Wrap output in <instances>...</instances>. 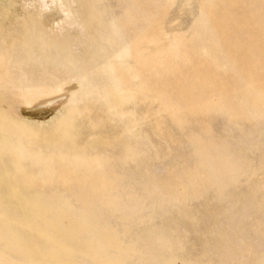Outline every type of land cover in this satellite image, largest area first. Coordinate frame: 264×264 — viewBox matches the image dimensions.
<instances>
[{"label":"bare ground","instance_id":"6f19581e","mask_svg":"<svg viewBox=\"0 0 264 264\" xmlns=\"http://www.w3.org/2000/svg\"><path fill=\"white\" fill-rule=\"evenodd\" d=\"M13 1L14 0H0V241L2 242L1 244H3V245L0 246V264H264V243L262 241H258L256 238H250V239L247 238L246 240L245 239L243 240V238H244L243 236L247 235V232H248L249 229L248 230L246 229L247 232L244 231V229H242V227H243L242 224H239V223H240L241 219L246 221V219L249 217V216H247L248 213H249V210H251V207H253V206H250L248 203L243 202V198H241V196H240L243 192L240 193V195H238V193H237V195H238L237 198L240 197V199H242V202L240 203L239 202L240 200L236 201V202H239V205L236 204L239 207L237 208L236 206H234V207H236V212L234 211V214L232 215L233 217L231 218V221L232 220L233 221L232 222H230V221L228 222V219L226 220V218H224L225 219V221H224L223 217H225V216L226 217H230L229 215H225V216L223 215V216H221L222 218L220 217L221 221L223 219V221H222L223 224L221 222H219L221 224V227L223 226L227 230L225 229L224 232H221V230H223V227L219 228L220 226L216 225L217 228H219V230H217V231L221 232V234L220 233L219 234H220V237H222V239H221L220 244H219L220 240L217 239V241H215V243L217 242L219 244V246L217 244H215L216 248L212 249V250L210 249L211 252L209 251V254L212 253V256L213 255L215 256V259H214V257L212 258V261L215 260V262L214 263H210L209 262L210 260H208V258H207V262H205L206 258H204L203 255L204 254L207 255L206 252H204L202 254L203 257L200 256V260H202V258H203L205 261L204 260H202V261L197 260V258H195L196 259L195 260L194 256H193L194 253H190V254H193L192 256H193L194 260L191 258V256H190V258L189 257L181 258L182 256L180 257V255L178 253L182 252V250L186 251V250H184V247L187 248L186 246H187L188 243L186 242L187 243L186 246H184L185 245L184 243H183V245H179L180 248H179V252H178L177 248H175L178 244L177 245L174 244L175 240L173 242L171 241V239L173 238V237L172 238L170 237V235H173L172 232H171L170 235H168L169 238H165V239H161V238H163L162 237L163 234H161V233L158 234V232H157V231L161 230V227L162 228L165 227V226L168 227V225H163L162 221L160 222L161 225L157 224V226L155 225L154 222H153V224L155 226L154 225L151 226L149 224V222L152 219L151 216L153 214L155 215L154 211H156V209L160 206L158 204L160 199L159 200L155 199L157 201L156 206H155V204H153V202H155L154 201V195H156V198H159V196L157 197V195L160 193V196H161L162 193L160 192V190L162 188L160 187L161 185H159L160 189H158V186H157L158 183L157 182H156V185H153V184L150 185L151 183L148 184L151 181L150 177L152 179L153 175L152 176H150V175L148 176L147 171H146V174H144L145 172H144L143 169H145V167L142 169V166H141L142 164H139L140 162L138 163V165H140L141 169L143 170L142 174H141L142 170H140V171L139 170H135V171H137L136 172L137 174H138V171H139V175L141 174V175H143L146 178V179H144V184L146 183V185L141 183L142 180L139 179V182L141 184L139 185L137 183L136 188L138 186H143V185L147 187V188L145 187L146 193L149 194L148 196L151 197V199L153 198V201H152L153 205L149 204L150 207H151L150 210H152L151 213H153V214L148 216L149 214L147 212L148 215L146 217L143 216V215L142 216L140 215L141 212L143 210H145V208H147L149 206L148 202H147L148 206L144 205L145 203H144V201H142L144 199L143 196H142L143 199L142 198H140V199L138 198L139 195L141 196L142 192H143V194H145L144 191H143L144 190V188H143L144 186L142 187L143 190L140 189V190H142L141 194L139 192L140 190L139 189L137 190L136 193L139 192L138 193L139 195L135 194V193L134 194L133 193L130 194V192H129L130 189L128 191V188H131V186L134 185V183H136L138 181L137 180L134 183H130V181H131V180L129 181L130 176L131 175L133 176L134 172H130V174H131L130 175L128 168H126V167L130 166V165L127 166L128 165V164H126L127 161H129L130 164L133 163L132 161H135L134 159L132 161L129 160V158H131L130 157L131 154L135 153L136 151L138 152L137 149L134 152L133 148H135V147L138 148L139 145H140V144H137V146L132 147V150L129 151L130 150L129 148H131V147H129V145H131V144L133 145L134 144V139L133 138H132L133 140L129 139V137H132V135L129 134L130 136L126 137V138H128L130 140L129 143H131L128 146L126 145L127 144V141H126L127 139H125V138H124V140L121 139L122 143H123V141L126 142V144L123 143L125 145L121 144L120 143L121 141H119V142L117 141L118 138H119L118 136H120L122 133L125 132L124 136H127L126 135V132H127L126 129H124L125 131H123L120 135H118V134H117V136L113 135V136H115L117 138L116 139V138L113 137L117 141V144L119 143V144H121L123 146H121L122 147L121 150H119V151L117 150L118 152H120V153H118L119 154L118 157L115 155L114 158H113V154L112 155L110 154L111 157L110 156L108 157V155H109V153H108L107 154V158H108V160L110 158L114 159V161H112V163L116 162V159H117V161L118 160L121 161V164H119L120 162H117L119 165H121V168H116V170L119 169V171H115L114 170L115 167H111L110 166V165H112V163L110 164V163L107 162V160L105 159V155L101 156L99 153H97V152H99L98 148H94V149H97V152L94 153V154L91 153L90 151L89 152L87 151V150H90V148H92L90 146L92 145L93 142H89L88 143V141L85 140L84 141L85 144L83 143L82 145H79L80 141L77 142L76 138L77 137H79V139L81 138L79 136L80 132L79 131L77 132V129H78L77 128V119H79V117H81L84 114L83 112L85 110H88V108L90 110V107H91L90 104L91 103H92V105L95 104V103H93L94 101L92 102V100H93L94 97L96 98V95H97L96 93H99V94L103 93L101 95H102L103 99H105V100H104L103 104L99 102V104H100L99 107L101 109H99V107H97V109H99L100 112L103 109V111L105 113H106V111H107V113H111L113 109L117 110L118 113H120L119 111H121L124 108H126V106L123 105L124 108H121V107L117 108V106H120V104L126 103V101L130 97L129 96L130 95V91H131L130 64L132 62L130 60V63H129V59H131L130 57L133 55L132 54L133 53L132 52L133 47L131 45L130 39H134L135 37L129 39V35H131V34H129V32H128V34H126L127 31L125 32L124 31L125 29H123L121 27V24H119L120 21L117 22L116 17H114L116 15L113 16V13L111 12L112 14L109 13V14H107V17H106V14L103 13V11L106 8L103 9L102 6H99L102 9L101 10H99V9L97 10L96 9L97 6H94L95 5L94 4L95 0H86L87 2L84 1V0H36V3L38 4V8H35V10H33V11H26L27 7H25L26 9L23 8L20 11L12 9L13 8L12 7L13 6ZM108 1H111V0H108ZM126 1H124V2H126ZM135 1H132V4H134ZM148 1L149 0H144V2L139 1V2H142L144 4L142 6L146 10H149V8H151L149 6H152L151 4H153L152 1L155 2L156 0H151L150 3L147 4ZM163 1L161 3H164ZM201 1L203 2L204 7L206 9L205 11L203 10L204 12L202 14L203 15L202 18L203 17L204 18L203 19L201 18V19L204 20V21L205 20L208 21V20H210L209 19L210 17H213V16L216 15V13L214 15L216 2L214 4L212 0H201ZM229 1L233 2V0L232 1L229 0ZM103 2H104V0H103ZM128 2L131 3V0H129ZM218 2H220L218 4H221L222 6H224L223 4L228 3V0H226V1L219 0ZM236 2H237V0H236ZM241 2L243 3V1H241ZM241 2H240V5H236L238 3H235V6H239L240 10H241V7L244 8V6H241L242 5ZM262 2L264 3V0H262L260 2H259V0L258 1H253V3H252L253 5L252 4L251 5L252 6L255 5L257 7L258 3H260V6H263V8H264V5H262L263 4ZM48 3L53 5V6H56V8L58 9L57 13L59 14V12H61V15L63 16L62 17L59 14L60 15L59 16L60 23L58 22L56 24L57 25L60 24V25H58L59 27H58V29H56L57 31H54V32L50 31L47 28V25H49V24H46L47 23V20H46L47 17L46 16L48 14H45L44 12L46 10H48V9H46L49 6ZM73 3H75V8H71L70 7V4L73 5ZM96 3H97V1H96ZM122 3H123V1H122ZM119 4H117L118 7L115 6L114 9L117 10V9H119L122 6L120 4L121 6L119 7ZM125 4H127V2ZM125 4L123 5V7L125 6ZM129 4H127V5L129 6ZM132 4H130V5H131V7L133 6L132 9H134L135 5H132ZM231 4L232 3H230V6H231ZM103 5L105 6V4H103ZM145 5L146 6L149 5L148 9L146 8ZM154 5L155 6L156 5L159 6L160 5L159 0H157ZM225 5H226L225 9H227V12L228 11L230 12V10H228V8L229 9H231V8L229 6L227 7V4H225ZM246 5H248L247 2L245 3V6ZM128 6H126V7H128ZM155 6H153V10L150 9L151 13L155 10L153 12L155 14V12L157 11ZM85 7H87L88 10H86ZM123 7H122V9H123ZM247 7H249V6H247ZM125 8H124V11L122 9L119 10L120 11L119 14L117 12L116 13L118 15H120V16L121 15L123 16V14H121V13H122V11L124 12V14L126 13L125 11H126L127 8L126 9ZM138 8H140L139 5L137 6V9ZM237 8L238 7H236L235 10ZM111 9H110V11H111ZM128 9H130V6L128 7ZM158 9H161V8L158 7ZM239 9H237L236 11L232 10V12L234 14L236 12V14L238 13V15H239V13H241L242 17L239 15L240 16L239 19L241 18L240 22H242L243 21L242 18L247 13H245V15H244L243 14V10L240 11ZM245 9H247V8L245 7ZM258 9L261 11L260 8H258ZM166 10H167V6H166ZM250 10L254 11L252 9H250ZM257 10L252 12V14H254ZM142 11H144V10L142 9L140 12H142ZM247 11L251 14V12L249 10H247ZM263 11H264V9H263ZM104 12L107 13L108 11H104ZM129 13L130 12H127V14H126L127 16L126 15L125 16L126 17H128V16L132 17L130 14H133V12H131L130 14ZM137 13H138V11H137ZM139 13H138V15H139ZM260 13L262 14L263 12H260ZM102 14H104V15H102ZM144 14H141V15H144ZM217 14H218V12H217ZM234 14H232V16ZM258 14H256L257 15L256 17H258ZM141 15L136 16V17L134 16L135 17L134 20L135 21H137L138 19L141 20V18L145 16L144 15V16L141 17ZM147 15L150 17V14H147ZM157 15H158V13H157ZM102 16L104 18L106 17L109 20V22L108 23H104V21L101 20ZM125 16H123V18ZM217 16H219V15H217ZM229 16H230V14H229ZM232 16H230V17H232ZM261 16H259V18H261V19H259V18H255V19L263 21V22L262 21L260 22V24H262V25H259V26H261L260 27L261 30H259V32L261 31L260 33H262V35H263V33H264V20L262 18H264V13H263V17H261ZM137 17H139V18L136 20ZM230 17H228L226 19H228V21H232L231 19L229 20ZM246 17H248V15H246ZM251 17H252V15H251ZM253 17H255V15H253ZM253 17H252V19H254ZM123 18L121 17L119 19H123ZM144 18H146V17H144ZM160 18L161 17L159 16V19ZM218 18H216V19L218 20ZM221 18H222V16H221ZM237 18H238V16H237ZM107 19L105 21H107ZM130 19L127 20V18H126L127 22L130 23L132 21V19L131 20ZM163 19H164V17H163ZM247 19H248V22H249L250 18H247ZM252 19L249 22L251 25H252V23H251ZM124 20L125 19L121 20V22H123ZM134 20L132 22L135 23ZM244 20H245V17H244ZM194 21H196V20H194ZM211 21H212V19H211ZM223 21H224V19H223ZM142 22L140 24L138 22V24H139L138 27L139 28L138 29L135 28V29L138 31L137 34L141 33L140 35L144 36V34L146 33V31L144 30L145 29L144 27L145 26L147 27L148 25H146L145 23H142ZM212 22L214 23V21H212ZM257 22L259 23V21H257ZM257 22L256 23L253 22V23L257 24ZM148 23L149 24L152 23V20L150 22L148 21ZM213 23L212 24L210 23L211 25L209 24V27L214 25ZM230 23L231 22H229V24ZM125 24H126V22H125ZM125 24H122V25H125ZM220 24H222V23H219V25ZM223 24L225 25L226 22L224 21ZM73 25H75L77 27V30H74L76 32H74V34H73L74 38H75L73 40H75V42L72 41V39H71L72 37L70 36V30H72ZM130 25L132 26V24H129V26ZM227 25L228 24H226V26ZM235 25H238V24H235ZM240 25H241V23H240ZM243 25H245V24H243ZM251 25H249V26H251ZM253 25H252V27H253ZM129 26L127 25L124 28H126V30L131 31L134 28V26H133V28H131ZM152 26H154V25H152ZM216 26H218V24ZM249 26L247 25V29H245V28L243 29V32H245L244 30H246L247 33H248V35L246 36V39H243V36L241 38H239V34H238L237 38H239V39H236V37H235L236 41L237 40H244V43H245V40H247L249 42L251 41L252 43L256 42V41L253 42L251 40L252 37L250 39H248V38H249V36L255 34V31H258V30H257V28L255 30V28L253 27L254 29L253 28L252 29L255 30V31L254 32H250L252 29H250V28L248 29ZM256 26L259 27L258 24ZM55 27H56V25H55ZM127 27L129 29H127ZM205 27H208V26L205 25L203 27L206 30V32H207V29ZM220 27H218V28L221 30V35H223V37L226 38L225 35L227 34L228 30L221 29ZM74 29H76V28H74ZM191 29L193 30V27H191ZM219 29H215V30H218L216 32H220ZM151 30H152V28H151ZM195 30L196 29H194V31ZM236 30H238V29H236ZM156 31H157V28H156ZM202 31L203 30H201V32ZM204 31H203V33L206 34V32H204ZM222 31H223V33H224V31H226L225 35L222 34ZM232 31H234V30H231V32ZM148 33H150V32H148ZM250 33H251V35H249ZM256 33L258 34V32H256ZM260 33L258 35L255 34L256 37L260 36L259 39L262 38ZM132 34H133V32H132ZM235 34H237V31L235 33H233L232 35H235ZM136 35H134V36H136ZM192 35H191V37H192ZM211 35H210V37H206L207 38V42L208 43H212L214 41V43H215L216 42L214 40L215 38L211 37ZM232 35L230 33H228L227 38L229 36H232ZM215 36H217V35H215ZM144 37H143V39H144ZM223 37H220V43L221 42L229 43L228 41L231 40L230 41L231 42L230 45H232V48L234 49V51H237V50H235V46H233V44H232V42H233L232 40L233 39H228V41H227V39H225L224 41H222L221 38H223ZM256 37L254 36L252 39L256 40ZM186 38H185V40H186ZM128 39H129V41H128ZM164 39L166 41V38H164ZM263 40L264 39L260 40L262 42H260V41L259 42L263 44L264 43ZM148 41H151V40L148 39ZM247 41H246V44H247ZM204 42H201V43H204ZM227 43H225V45ZM240 43H242V42L240 41ZM257 43H258V41H257ZM193 44L198 45L196 42H193ZM193 44H191V46ZM246 44L244 46H248V44L247 45ZM255 44H253V45L251 44L252 46H250V47H251V50H252V47H253L252 51L257 50L256 53H254L255 51L254 52L249 51V52L253 53V55H252L253 57L248 53L249 56L252 57L251 60L253 59V61H251V62H250V57H249V59H247L248 55L246 57V53H247L246 52V50H247L246 48H249V47H244L245 56H243L244 53L241 51V49L240 50L238 49L239 50L238 52L241 51L243 53L242 55H239L240 58L246 57L245 59L248 60V61H243L242 64H241V65H243V68L246 67L245 70H243L244 71L243 72L244 75H245V72L250 71L251 69L253 70V71L251 70V72H249V73L248 72L246 73V74H248V79H245V80H247V82H244L246 84L242 83V85L243 84L247 85V84H250V83L252 85H255V86H253L252 90L250 89L251 93H249V92H247V93L246 92H242L241 93L242 89L244 90V85L242 86L243 88L241 87L242 89L239 87V89H240V92L238 93L239 95L235 94V93H237L239 91L238 88L235 87V89L237 91L234 93L235 95L234 94L233 95L238 97V101H241V103L239 102L240 103V105H239L240 107H238V105H237V106H235L236 108H234V109L231 108L230 109V107H229L230 105H228V103L229 102L231 103L232 99L235 98V97L232 98L233 95L226 94V93L229 92V87H228V85L225 86V84H224V86L226 87V90L224 89V91L222 93L221 92L220 93H221V95L222 94H225V96L227 95L226 98L224 97V99H223L222 98L223 96L221 97L220 93H218L216 91L219 94V96H220L218 98V100H220V98H221V101L224 102V103H221L222 105L221 104L217 105L218 103H216V104L214 103V105L216 106L214 109H213L212 106L209 107L208 106V102H209L208 100H210L209 98H213L215 95H213V94L208 95L207 91H206V94H207L206 95V94H204V91H203V94L206 95V97L209 96V98H208V100H206V98L203 99L201 97V99L199 100L200 101L199 103L202 102L204 104V106L202 105L203 107H201L202 108L201 111H200V108H199V112H198V110L195 111L193 109L194 110L193 114L195 112H198L201 115V114H205V113H200V112H207V111L211 110L212 113L209 112V114H207L208 116H210L211 114L214 115V112L217 111L219 113L222 112L221 113L222 116H223L224 112L228 113V114H230L232 116H234L235 114L238 113V115L239 114L241 115L239 117H241L243 119L244 116H245L244 114H248L247 116H249V114H250L249 111H252L250 116H252L253 122H254L256 120L255 117L256 116L258 117L257 111L259 110L261 113H263L262 116L264 117L263 108L260 110V108L262 106H264V105H260L261 101L264 100V94H263L264 92H261L262 90H264V89L261 88V86H263L262 84H264L262 82V81H264L263 80L264 79V60L263 61L262 60H258L260 58V55L261 56L264 55L263 54L264 53L263 52L264 48H260V46H259V48L262 50V52H261L258 49V46H257L259 43L256 44V46H254ZM156 45H157V43H156ZM205 45H206V42H205ZM212 45H214V44L212 43ZM225 45L223 46V47H225L224 49H223V47L221 48V45H220L221 50L223 49L222 51H224L226 49ZM188 46L186 47L187 49L189 48ZM207 46H208V44H207ZM237 46L238 45H236V47ZM145 47H146V45H145ZM158 47H159V45H158ZM199 47H201V45ZM256 47H257V49H256ZM261 47H263V46L261 45ZM197 49H199V48H197ZM207 49H208V52H209V48H207ZM233 49L231 51H233ZM183 50H184V48H183ZM226 50H228V49H226ZM145 51H147V50H145ZM191 51H192V48H191ZM200 51L204 52L206 50L204 49V51H203L202 48H201ZM200 51L197 50L196 52L199 53ZM228 51H229V53H227V52L226 53L231 56L230 50H228ZM174 52H176V51H174ZM257 52L260 53V54H257ZM193 53H195V52H193ZM207 53H205V54H207ZM217 53H219V51ZM232 54H234L233 58L239 57L238 55H236V53H232ZM256 54H257L256 58L259 56L258 59H256L255 56H254ZM195 55H196V53H195ZM224 55H226V54H224ZM224 55H222V56H224ZM197 56L199 57V54ZM222 56H219V57H222ZM147 57H149V56H147ZM147 57L145 56V53L141 52L140 50H138V52L135 53V60H136V62H140L141 67H143L146 64ZM192 57H190V58L192 59ZM203 57H204V55H203ZM207 57H208V54H207ZM207 57H206L205 61H204V58H203V62H206V60L208 59ZM224 57H226V56H224ZM181 58L183 59L182 56H181ZM150 59L154 60L153 58H150ZM194 59H195V57H194ZM194 59L191 62V64L196 62L195 60H197V58L195 60ZM211 59H214V58H211ZM211 59H209V61L207 60V62H210ZM215 59L213 60L214 63L211 61V63H210L211 65H209L210 67H213L212 65L215 64ZM188 60H190V59H188ZM226 60L228 61V57H227ZM238 60H236V61H238ZM199 61L201 62V60H199ZM199 61L197 60V62H199ZM217 61H218V59H216V62ZM225 61L222 63L223 65H225L224 64ZM236 61H235V64H237L239 62L238 61L236 63ZM176 62H177V60H176ZM176 62L175 63L173 62V63L176 65V64H178ZM233 62H231V64H233ZM180 63H179L178 67H180ZM247 63H248V66H250V67L244 66V65H247ZM251 63L254 64V66L250 65ZM202 64L201 65L199 64V65L202 67ZM217 64H219V61L214 65L215 67H217V69H223L224 67H226L225 69L227 71L229 69V71H230L229 67L231 65L230 66L228 65L229 67L227 69V66L223 67V65H221V64L217 66ZM169 65H170V63H169ZM195 65L197 66L198 63H196ZM193 66H194V64H193ZM207 66L208 65H206V67ZM219 66H222L223 68L219 67ZM235 66H233V67L231 66V67L234 68V69L236 68V70L233 69L235 71V73H236L237 66H239V63L237 64L236 67ZM215 67L210 68L208 73H210L211 69H214ZM241 67H240V69H241ZM255 67L260 68V70H258V68L256 70ZM188 68H189V66H188ZM200 68H198V71H199L200 75H197L199 77H201L200 71H202V69L200 70ZM232 68H231V70H232ZM157 69H155V70H157ZM190 69H192V68L190 67ZM206 69L207 68H205V70H204L205 72H206ZM174 70L175 69H173L172 71H174ZM214 70H213V72H214ZM152 71H154V70L152 69ZM183 71H185V70L183 69ZM186 71H187V69H186ZM193 71H191V72H193ZM219 71L215 70L214 74L216 75L217 73H220V75L219 74L218 75H219V77H221L222 72H221V70H219ZM163 72H162V74H164ZM174 72H170V73L173 74ZM213 72L211 73V75H208V73L205 74L202 71V74L204 73L203 75L205 76V79H203V78L201 79V78H197L196 77V79H194L193 82L191 83L192 86L197 85V86H199L201 88V90H202V88L204 86V87L210 89V92L208 91V93L214 92L217 88L214 89V87H212V85L216 86L215 83L216 84H217V82L219 83V81H218L219 77L215 76L214 80H215V78H218V80L216 79V81H214V80L211 81V79L214 76V75L212 76ZM259 72L262 73L263 78L260 75H258V74H260ZM148 73H150V72H148ZM238 73L239 72H237V75H238ZM225 74H227L226 71H225ZM230 74H233V72L230 73ZM207 75L209 77H212V78H210V80H209ZM237 75L234 74V77H236ZM174 76H173V78L169 79V81L172 80V79L173 80L175 79V81H173V84H174V82H177L176 81V77L174 78ZM181 76H182V74H181ZM230 76H231L230 78L233 79L232 75H230ZM241 76H243V75L241 74ZM257 76H258L259 79L257 78ZM142 77H143V74H142ZM163 77H164V75H163ZM168 77H170V76H168ZM187 77L188 76H186V78ZM226 78L228 79L229 76L226 77ZM254 78H255V80H254ZM231 79H229V80H231ZM235 79L237 80L238 78H235ZM261 79H262V81H261ZM186 80H185L186 84H187V82L191 81V79H190V81H186ZM220 80H221V82H220L221 84H223L226 81L223 77H221ZM256 80H257V82L261 81L260 82L261 84L260 83L258 84L256 82ZM166 81L168 82V79ZM222 81H223V83H222ZM248 81H249V83H248ZM136 82L139 83V81H136ZM210 82H213V83L215 82V83L212 84ZM227 82H228V80H227ZM227 82H225V83H227ZM252 82H255V84L252 83ZM169 83H168V85H169ZM232 83H234V81H232ZM180 84H182V83H180ZM184 84H182V85H184ZM221 84H218V86L221 85ZM230 84H231V82H230ZM236 84H238V83H236ZM256 84L260 85V86L257 87ZM136 85H137V83L135 84V87H136ZM140 85H142V83H140ZM182 85L178 89L181 88V90H182L185 87V86H183V88H182ZM238 85H240V84H238ZM164 86L165 85H163L162 88ZM169 86H173V85H169ZM189 86L190 85H188V87ZM227 87H228V89H227ZM254 87L255 88L257 87L259 90L255 89ZM194 88H196V87H194ZM263 88H264V86H263ZM171 89H175V88L173 87ZM190 89H191V86H190ZM213 89H214V91H213ZM231 89L233 90L234 88L231 87ZM196 90H195V92L199 93L198 92V87H197ZM211 90H212V92H211ZM221 90H218V91H221ZM247 90L249 91V88ZM158 91H160V90H158ZM133 92H135L136 95L139 93L137 90H133ZM167 92H168V88H167ZM188 92H186V93L188 94ZM155 93H156V91H155ZM174 93H175V91H174ZM240 93L242 94V98L240 97L241 96ZM176 94H178V93H176ZM180 94H185V93L182 90V92H179V97H180ZM191 94H193V93H191ZM104 95H106V98H104ZM145 95H148V97L150 99L151 95L149 96V94H146V92H145ZM195 95H196V93H195ZM172 96H173V94H172ZM191 96L192 95L189 96L190 98L187 97V101H188V98L191 99ZM216 96H218V95L216 94ZM229 96L232 99L231 98L228 99ZM62 97H63V100H61ZM140 97H141V95H140ZM239 97L241 99H243V100H239ZM58 98H60V100L62 101L60 104L66 107L65 111H64L65 114L63 115V117L59 116L60 119L58 121L53 122L52 120H54L55 118H53L52 115H50V114H52L51 112H52L53 109H51V107L49 108L48 106H49L50 103L54 102ZM64 98H65V100H64ZM143 98H144V96H143ZM147 98H145V100ZM153 98L155 99L157 97H152V101H153ZM194 98H195V96H194ZM103 99H101V100H103ZM136 99H138V97ZM159 99H160V97L157 98V100H159ZM185 99H186V97H185ZM225 99H228V100H231V101L227 102V100H225ZM90 100H91V103H89L90 106H86L87 108H85V106H84V108H85L84 110L81 109V108H83V106L81 104H80L81 108H80V105L79 106L77 105L79 101L87 103L88 101L90 102ZM133 100H135V99H133ZM139 100H140V98L138 99V101ZM176 100H178V102H179V98L176 99ZM236 100H237V98H236ZM236 100H233V102L235 101L236 102L235 104H238L237 103L238 101H236ZM132 101H131V104L133 103ZM161 101L163 102V100H161ZM97 102H98V100H97ZM97 102H96V105H97ZM145 102H148V101L146 100ZM127 103H128V101H127ZM164 103H165V105L164 104L163 105L165 106V109L166 108L168 109V106L171 103V99L165 98L164 99ZM184 103L185 102H183V104ZM188 103H189V101L187 102V104ZM101 104L103 106H101ZM144 104L145 103L143 101V104H141V105H144ZM262 104H264V102H262ZM129 105H128V107H129ZM133 105H136V104H133ZM178 105L180 106V103ZM211 105H213V104H211ZM20 106H21V108L23 107V110H22L23 112L18 110V109H20L19 108ZM93 106H95V105H93ZM138 106H136V107H138ZM191 106H193V105H191ZM258 106L260 107L259 109H258ZM104 107L106 109H104ZM218 107L219 108L221 107L220 111H219V109H217ZM222 107H224L223 108L224 111H223ZM33 108L36 111H38V113L41 114V113L44 112L47 115H45V117H42L40 119L39 117H37L38 113L31 111ZM115 108H117V109H115ZM190 108H189V110H190ZM209 108H211V109L209 110ZM118 109H121V110H118ZM127 109H129V108H127ZM160 109H162V108H160ZM186 109L187 108H185V110H183L184 112H182V114H183L182 117L183 118H184V113H186L185 111H187ZM250 109H253V110H250ZM24 110H26V111H24ZM28 110H30V111H28ZM99 110H98V112H99ZM114 110H113V112H114ZM62 111H63V109H62ZM138 111H139V109H138ZM156 111H157V109H156ZM90 112H91V110H90ZM98 112L95 111L94 114L97 115ZM113 112L111 113V115L113 114ZM149 112H151V111L149 110ZM255 112H256V116L254 115ZM131 113H134V112H131ZM153 113H154V111L151 114H153ZM177 113H175L176 116H178ZM179 113H181V108H180V112ZM219 113H217V114H219ZM43 114H41V115H43ZM167 114H168V112H167ZM182 114H180V116H178V118H182L181 117ZM195 114H197V113H195ZM103 115H106V114H103ZM156 115H158V112H157ZM168 115L165 116V117H168ZM187 115H188V111H187ZM259 115H260V113H259ZM88 116H90V115H88ZM122 116H124V114ZM125 116H127V115L125 114ZM205 116H206V114H205ZM216 116H220V115H216ZM216 116L214 115V117H216ZM232 116H227V117L232 118ZM247 116H246L245 122H247L248 121L247 119L250 117L249 116L247 118ZM262 116H261V118L263 119ZM84 117H86V115ZM109 117H111V116H109ZM116 117H118V114L116 115ZM130 117L132 119V117H134V116L129 115V118ZM159 117H160V115H159ZM165 117L163 116L161 120H163ZM169 117H168V119H170ZM187 117H189V116H187ZM106 118L108 119V117H106ZM106 118H101V119H106ZM129 118L126 119V117H125L126 126L128 125L127 124L128 123L127 120H129ZM137 118L139 119V117H137ZM155 118H157V117H155ZM204 118H203V120H204ZM212 118H209V119H211V121H212L214 119V118L213 119ZM220 118H221V116H220ZM235 118H237V117H234V119ZM241 118H240V120H241ZM258 118H257V120H258ZM80 119L83 120L84 118L81 117ZM86 119L88 120V118H85V120ZM93 119H95V118H93ZM97 119H99L98 116H97ZM114 119L115 118L113 117V119L112 118L110 120L108 119V121H113ZM122 119H123V117H122ZM198 119H199V117H198ZM158 120H157V122H151V123H157L158 124V122H159ZM184 120H186V119H184ZM78 121H80V120H78ZM91 121H93V120L91 119ZM99 121L100 120H98V122ZM201 121L202 120H200L199 122L201 123ZM235 121L236 120H234V122ZM102 122H103V120H102ZM102 122H99V123L101 124ZM105 122H107V121H105ZM167 122H165V123H167ZM174 122H175V120H174ZM204 122H206V121H204ZM226 122H227V125L223 124L222 122H221V124L222 125H226L224 127L227 128L230 123L228 121H226ZM262 122H264V120H262ZM49 123H51V124L49 125ZM91 123L92 122H90L89 124L86 123L87 125L86 124H84V125H86V127H87V126H90ZM94 123L96 124L97 122H94ZM94 123H92L91 125H93ZM108 123L111 124L112 122H107L106 124H108ZM119 123L121 124L120 121H119ZM123 123H124V121H123ZM175 123H177V122H175ZM207 123L209 124V122H206L204 124H207ZM254 123H253L254 125L252 123H250V124H252L254 127H255V125H258V124H256V122H254ZM45 124H47V125H45ZM81 124H83V123L81 122ZM162 124L159 122V126L160 125L162 126ZM195 124H197V123L195 122ZM259 124H260V122H259ZM44 125H45V127H43ZM123 125H121V126H123ZM182 125H184V122H183ZM235 125L237 126V123ZM102 126L103 125H101L100 127H102ZM111 126H113V125H111ZM262 126H264V124ZM97 127L95 126V128H97ZM100 127H98V128L100 129ZM217 127H219V125ZM239 127H240V125H239ZM239 127H238V129H239ZM90 128H91V130L93 132H95V129L93 130L92 127H90ZM115 128H116V126H115ZM128 128L129 127H127V129ZM153 128H154V126H153ZM182 128L183 127H181L180 129H182ZM228 128H230V127H228ZM82 129H83V127H82ZM84 129H85V127H84ZM99 129H97V130H99ZM102 129H103V127H102ZM106 129L107 128L105 126V129H103L104 132H105ZM116 129H118V127ZM133 129L131 128V132L134 131ZM180 129H179V131H180ZM204 129H205V127H204ZM230 129H228L229 132H230ZM109 130H108V132H109ZM226 130L224 131V133L226 132ZM251 130H254V129L252 128ZM86 131L87 132L88 131L91 132L90 130H86ZM121 131H122V129H121ZM136 131H137V129H136ZM182 131H184V130H181V132ZM207 131H209V130H207ZM255 131H257V130H255ZM137 132L140 133V131H137ZM155 132H157V131L155 130ZM159 132L162 133L160 128H159ZM212 132H213V130H212ZM245 132H249V131L246 129ZM245 132H244V134H246ZM250 132H252V131H250ZM250 132H249L248 136H250V135L253 136V134L256 133V132H252L253 133L252 134ZM110 133H112V131H110ZM143 133H145V131ZM154 133H152V134H154ZM161 133H159V134L157 133L159 137H163V136H161L163 133L162 134ZM192 133H193V131L191 132V134ZM199 133L201 134V132H198V134ZM208 133H206V134L209 135L210 133L209 134ZM226 133L224 134V136H226ZM87 134L88 133H86V135ZM148 134L150 135V133H147V135ZM178 134H180V133H178ZM83 135H85L84 132H83ZM94 135L95 134L93 133V134L90 135V137L93 138ZM135 135L138 138V135L137 134H135ZM194 135H195V133H194ZM194 135H190L189 138H191V136H192V138L193 137L196 138ZM222 135H223V133H222ZM102 136H103V134H102ZM104 136H107V132H106V134L104 133ZM142 136H140V137H142ZM198 136H200V135H198ZM224 136H223V138H224ZM90 137H89V134H88V139ZM107 137H110V135L107 136ZM107 137H105L104 140H107V141L110 140L111 137L109 139H106ZM145 137L147 138V136H145ZM186 137L187 136H185V140L186 141L188 140V142H189V138L187 137V139H186ZM259 137H261V136H259ZM259 137H257L255 139L256 141H254L252 139V137H251V139L253 141L252 143H254V145L253 146L247 145V147L246 146H244V147L248 148V150H250L249 148H251V147L255 148L258 145V143H259L258 140H257ZM180 138L181 137L178 138V141H179ZM210 138H212V137L210 136ZM226 138L230 139V137H226ZM226 138H224V139H226ZM96 139H99V138H95V140ZM114 139H112V142H114L113 141ZM149 139H151V138H149ZM196 139H197L198 142L195 141L196 143L194 144V147H193L194 148L193 154H195V155L193 157H195V156L197 157L198 162H199L198 165H201V168L202 167L204 168L203 171L202 170H200V171H202L203 173L205 171V173L207 175H203L202 179L199 180V177H197V176H200L201 173L199 174L200 171H198L197 172L198 174L196 176L198 179L195 178V176H193V174L191 175V172H190L189 166H188L189 164L187 163L188 165H186V167L188 166L187 167L188 171H185L186 170L185 167H183L185 170H182L183 168H181V173H182L181 175L184 176L185 172H188V173L190 172L189 175L193 176L195 178V179L194 178H187V177L184 178L185 176L184 177L180 176V177H183L184 181L186 180V182H185V183H187L186 186H189V188L187 187V190L188 189H189V191L193 190V187H195V188L198 187V184H201V185L202 184L203 185L211 184V186L209 185L210 188H213L214 187L213 185L216 184L215 192L218 193L219 195L223 196L224 199L228 198L224 194L225 191H226L225 188H228V186L226 187V185L228 183H232V185H233V182H235V185H236V182H237L236 181V179H237L236 177L238 176L237 175L238 171L236 172V170H237L239 164H238V166L236 168L235 166L237 165V162L235 163L236 164L235 165L233 163L234 161L231 162V160H230V159H232L231 157H233V155H231V157L227 156V155H224V153L226 152L227 149H222V148L221 149H217L218 151L220 150L219 153L221 152V150H223V151L225 150L223 155L219 156L218 152L216 150L217 147L215 148L214 144L212 145L209 142H204L205 138H204L203 142H202V139H200V137L199 138L197 137ZM168 140L170 142L172 141L169 138H168ZM192 140H193L192 143H194V139H192ZM219 140L217 138L218 142H219ZM221 140H223V139L221 138ZM221 140H220V142H221ZM235 140H237V139H235ZM144 141H143V143H146ZM180 141H182L184 143L182 138H181ZM180 141L179 142L174 141V143L175 142L176 143H180ZM100 142H103V145H102L101 148H103V146L106 147L105 144L108 143L107 142V143L104 144V141H101V140H100ZM100 142L98 144H100ZM136 143L134 145H136ZM183 143H181V144H183ZM214 143L216 144V142H214ZM223 143H226V142H223ZM236 143H238V142L236 141ZM243 143L240 144V146L239 145H236V146L241 147V145H244ZM248 143H250L249 140H248ZM98 144H96L95 146L99 147L100 145H98ZM110 144H112V143H110ZM119 144H118V147H119ZM221 144L222 143H220L219 145H221ZM245 144H247V142ZM184 145H186V144H183L182 146H184ZM219 145H216V146H219ZM230 145H232V144H230ZM232 146L234 147L235 145H232ZM232 146H231V148H232ZM236 146H235V149L237 150L238 147L236 148ZM142 147H144V146H142ZM150 147H152V146H150ZM167 147H169V146H167ZM213 147L215 149V150H213V152H215V153L217 152V155H216L217 158L215 157L216 161H218L217 160L218 156L222 157V158H220V161L217 164H214L215 162H213V157L211 159V157L208 156V155L212 154L210 151L213 149ZM145 148H146V145H145ZM145 148H143V149H145ZM226 148H228V147L226 146ZM252 148H251L252 152H250V154L254 153V156H255V152H258V151H253ZM107 149H108V147H107ZM140 149H142L141 145H140ZM140 149H139V151H141ZM143 149L141 151L142 153L145 152V151H143ZM147 149H149L148 146H147ZM151 149L153 150V148H151ZM151 149H150V151H151ZM168 149H170V148H168ZM168 149H166L167 151H164V150L163 151L169 153ZM257 149H259V148H257ZM257 149H254V150H257ZM232 150H233V148H232ZM232 150H231V152H232ZM238 150H240V149H238ZM260 151L261 150L259 149V152ZM137 152L135 153L137 155L136 158H138L139 153L141 154V152H138V153ZM151 152H150V155H151ZM209 152H210V154H209ZM160 153H163V152L160 150L159 154ZM190 153L192 154V152H190ZM190 153H189V155H190ZM233 153H235V152H233ZM135 154H133V155H135ZM147 154H148V152H147ZM236 154H237V152H236ZM236 154H234V155H236ZM241 154L244 155V152L242 151ZM241 154H240V156H241ZM228 155H229V152H228ZM238 156H239V154H238ZM141 157H142V155H141ZM141 157L139 155V158H141ZM152 157H153V155H152ZM228 157H230V158L228 159ZM241 157L245 158V155L241 156ZM246 157H247V155H246ZM259 157L260 156H257V159H259V160L262 159V158H259ZM142 158H141V160H142ZM248 158H249V156H248ZM252 158H254V157H252ZM237 160H240V158L237 159ZM151 161H152V159H151ZM240 161L243 162V159L240 160ZM257 161L255 159V162H256L255 165H259L257 167L260 168V165H262V163H263L262 161L263 160L260 161L261 164H259L258 163L259 161L258 162ZM192 162H194V161H192ZM247 162H249V161H247ZM253 162H254V160H253ZM134 163L136 164V162H134ZM243 163H244V165L246 164L245 162H243ZM116 165H114V166H116ZM198 165L195 164V166H198ZM250 165L251 164H249L248 166H250ZM193 166H194V164H193ZM195 166H194L195 169L200 168V167H195ZM246 166H245V169H247V167H248V166L247 167ZM242 167H244V166L242 165ZM176 168L177 167H175V169ZM254 168L256 169V167H254ZM195 169L192 170V171H195ZM170 170H173V169H169V171ZM176 170L178 172V169H176ZM238 170H240V169H238ZM249 170H251V169H248L246 171H249ZM252 170H253V168H252ZM179 171H180V168H179ZM183 171H185V172H183ZM240 171H243V170H240ZM246 171L244 173H246ZM167 173H168V171H166L165 174L167 175ZM244 173H242L240 177H242V175L244 176ZM249 173H250V171H249ZM249 173L247 175H249ZM261 173H262V171H261ZM134 175H135V173H134ZM208 175H210V176H208ZM158 176H160V175H158ZM204 176H206V179L203 180V178H205ZM207 176L209 177L208 179H207ZM144 177H142V179ZM245 177L248 178L249 176H246V174H245L244 178ZM171 179H173V178H171ZM245 179H244V181H245ZM247 180H249V179H247ZM261 180H264V179L262 178ZM250 181H251V178H250ZM250 181H247V183L250 182ZM254 181H255V179H254ZM254 181L252 180L249 183V185L251 183H253ZM259 181H260V179H259ZM262 182H263L262 184L264 185V181H262ZM244 183H246V181ZM130 184H131V186L129 187ZM159 184H160V182H159ZM253 184H254V186L256 185V183H253ZM135 185H134V187H135ZM239 185H241V184H239ZM245 185L246 184H244V186ZM263 185H261V186H263ZM209 186H208V188H209ZM247 186H248V184H247ZM250 186H252V184ZM254 186L252 188H254ZM156 187H157L158 192L156 190ZM162 187H163V185H162ZM173 187L175 188V185ZM167 188L168 189L170 188V187H168V184H167L166 190H168ZM234 188H236V187H233V189ZM239 188H241V187H239ZM252 188H251V190H252ZM263 188L264 187H262V189ZM154 189L156 190L155 192H154ZM164 189L165 188H163L161 191L166 192ZM197 189H199V188H197ZM236 189H234V190H236ZM248 189H250V188H248ZM255 189H259V188H255ZM200 190H202V188H200ZM200 190L197 191L195 189V193L192 194V197L195 194H200L199 193ZM210 190H213V189H210ZM251 190H249V192ZM254 190H253V195H251L250 197H252V196L254 197ZM171 191H169V192L171 193ZM255 191H258V190H255ZM164 192H163V194H164ZM205 192H207V191H205ZM249 192H247V193H249ZM259 192H261V191H258V194H259ZM176 193L177 192H175V196H173V197H175V199L177 197ZM212 193H211V195H212ZM227 193H229V191ZM147 194L144 195L145 198H148ZM163 194H162V196L165 195V194L164 195ZM166 194H168V196H170V197L172 196L168 192ZM255 194H257V192H255ZM134 195H137V197L134 196ZM216 195H215V199H216ZM224 195H225L226 198L224 197ZM244 195H245V193H244ZM248 195H250V194H248ZM260 195H261V193H260ZM162 196H161V198H162ZM195 196H197V195H195ZM232 196L233 195H231V198H232ZM234 196H236V195H234ZM170 197H167V198L165 197L166 198L165 201H164V198H163L164 203L167 201V199H169V200L173 199L172 197L171 198ZM200 197H202V196L199 195L198 198L197 197H195V198L196 199H200ZM242 197L245 198V196H243V195H242ZM263 197L264 196H262V198ZM211 198L214 199V196H211ZM260 198H259V200H261ZM174 200H172V201H174ZM178 200H179V197H177L176 201H178ZM256 200H258V197H257ZM146 201H147V199H146ZM176 201H174V202L177 203ZM218 201H220V200H218ZM263 201H264V198H263ZM220 202H222V200ZM168 203H169V201L166 204L168 205ZM180 203L181 202H178V204H180ZM203 203H204V201H203ZM205 203H206V200H205ZM210 203H209V205H210ZM223 203H224V200H223ZM257 203H258V206H260V208H262L261 205L259 204V202H257ZM261 203H263L262 200H261ZM225 204H226V202H225ZM227 204H230V203H227ZM162 205L163 204H161V206ZM172 205L173 204H171V206ZM215 205H214L213 208H215L217 206V205L216 206ZM164 206H166V205L164 204ZM221 206H222V203H221ZM230 206H231V204H230ZM187 207L189 208V206H187ZM191 207H190V209H191ZM203 207H205V206L203 205ZM203 207L200 206L199 209H201ZM223 207H221L222 210L219 207L220 210L218 209L219 210V211L217 210L218 212H216V208L217 207L215 208L214 212H212V209H211L212 207L209 208V209H211V213L210 214H213V216L215 217V220H216V218L218 219L217 216H220V214L221 215L225 214V212L223 211ZM231 207L233 208V205ZM172 208H174V206ZM175 208H177V206H175ZM186 208L184 207V210ZM160 209H161V207H160ZM224 209H226V208L224 207ZM150 210L148 209L146 211H150ZM166 210L167 211L163 210V212L160 210V212H162V214H163V217L164 216L167 217L166 213H164V211L167 212V213L170 212V211H168V209H166ZM177 210H179V208ZM205 210H207V208ZM252 210H253V208H252ZM262 210H264V205H263V209ZM158 211H159V209H158ZM227 212H228V209H227L226 210V214L231 213L232 211H229L228 213ZM259 212H261L260 214H262L261 216L264 218V215H263L264 212H262L261 209H260V210H258V212H256V214L259 213ZM115 213L118 214V215L115 216L114 215ZM190 213L193 214V212H190ZM214 214H217V216L214 215ZM256 214H254V215H256ZM156 215L158 216V219L160 220V218L162 217L161 213L156 214ZM188 215H190V214L188 213ZM254 215L252 217H254ZM157 216H156V218H157ZM245 216H247L246 219H243ZM257 216L259 217L258 214H257ZM257 216H256V218H257ZM170 217H167V219L170 218ZM214 217H212V215H211L212 220L214 219ZM154 218L152 220H155ZM172 218H173V216H172ZM172 218H171V221H174V219H172ZM192 218H194V216ZM165 219L163 218V221H165ZM115 220L118 221V222L123 223L122 226L120 227V229L116 226L117 224H115V222H114ZM169 220L170 219H168V221ZM256 220L254 219L252 221V224H254V221L256 222ZM258 220L260 221V218ZM168 221H166V222L168 223ZM171 221H169V223ZM188 221H190V220H188ZM217 221H219V220H217ZM263 221H264V219L261 220L260 222H263ZM260 222L257 221L258 224ZM183 223H185V222L183 221ZM219 223L217 222L216 224H219ZM228 223L229 224L231 223L232 225L230 224L231 225L230 226V225H228ZM118 224H120V223H118ZM131 224H137V225H140V226L143 225V227H139L140 229L139 228H135L134 232L131 231V233H129V227L132 226ZM169 225H171V224H169ZM259 226H262V223H260ZM213 228H215V226ZM245 228H247V226ZM262 228H264V226ZM257 229H259V228H257ZM171 230L173 231V229H171ZM166 231H169V229H167ZM166 231H165V234L168 233V232L166 233ZM250 231H251V227H250L249 232ZM213 232L212 231L209 232L210 234L212 233V235H210V236H213V234L217 236L218 232L217 233L215 232L216 234L213 233ZM258 232H256V233H258ZM262 232L263 231H261V233ZM183 233H184V231H183ZM183 233H181V235ZM238 235L239 236L242 235L241 236L242 238H239ZM177 236H176V238H177ZM261 236L262 235H260L259 237H261ZM217 237H219V235ZM220 237H219V239H220ZM174 238H175V236H174ZM179 238L183 239V237H180V236H179ZM207 239L208 238H205V240H206L205 242H207ZM222 240H223V242H222ZM185 241L186 240H184V242ZM210 241H211V239H210ZM177 242L179 243L178 240H177ZM211 243H212V241H211ZM203 244H205V243H203ZM206 246L208 247V244ZM215 246L213 245V248ZM181 247H183V248H181ZM189 251H190V249H189ZM203 251H206V249L203 250ZM185 253H188V251L185 252ZM184 255H186V254H184ZM197 256H198V254H197ZM179 260H180V262H177Z\"/></svg>","mask_w":264,"mask_h":264},{"label":"rangeland","instance_id":"374dc122","mask_svg":"<svg viewBox=\"0 0 264 264\" xmlns=\"http://www.w3.org/2000/svg\"><path fill=\"white\" fill-rule=\"evenodd\" d=\"M84 1H86V0H84ZM96 1H97V3H96ZM122 1H123V3H122ZM124 1H126V0H111V1H108V0H104V2H103V0H95V2H94V6H97L96 7V9L98 10H101L102 8L103 9H105L104 11H108L107 13L106 12H104L103 11V13H105L106 14V17H107V14H112L113 13V16L114 15H116V16H114V17H116V19H117V22L118 21H120V23L119 24H121V27L123 28V29H125L124 31L126 32V34H128V32H129V34H131V35H129V39L130 38H134V39H130V42H131V45H132V47H133V49H132V56L130 57L131 59H129V63H130V60H131V64H130V71H131V91H130V97H129V99L127 100L128 101V103H127V101H126V103H124V104H120V106H117V108L119 107H121V108H124V106H126V108H124L123 110H121V109H118V110H121V111H119L120 113H118V111L117 110H114V112H113V110H112V112H113V114L111 115V113H107V111H106V113L103 111V109L101 110V112H100V110L99 109H101L99 106H100V104H99V102L100 103H102L103 104V102H104V100L105 99H103V97H102V95L101 94H103V93H101V94H99V93H96L97 95H96V98L94 97L93 98V100H92V102L93 103H95V104H93V105H95V106H93L92 105V103H91V100H90V102L88 101L87 103H85V102H78V106L81 104L82 106H83V108H81V105H80V108L81 109H85V108H87L86 106H90L91 105V107H90V110H91V112H90V110H89V108H88V110H85L83 113V115L81 116V117H83L84 119L82 120V119H80L81 117H79V119H77V132L79 131L80 132V139H79V137H77L76 139H77V142H79L80 141V143H79V145H82L83 143L85 144V140L86 141H88V143L89 142H93L92 143V145L90 146V147H92V148H90V150H87L88 152L90 151L91 153H96L97 152V149H94V148H98V151L99 152H97V153H99L101 156H103V155H105V159L107 160V162L108 163H112V161H114V159H109L108 160V158H107V154L109 153V155H108V157L110 156L111 157V155L113 154V158H114V156L116 155L117 157H118V153H120V152H118L119 150H121V146H123V145H125L126 144V142H124L123 141V143H125V144H123L122 143V140H124V138L125 139H127L126 141H127V146L129 145V144H131V143H129L130 142V140H133L134 139V144L136 143V145H129V147H131V148H129L130 150L129 151H131L132 150V147H134V146H137V144H140L141 145V148L143 149V148H145V145H146V148L145 149H143V151H145V152H141L142 151V149H140V145H139V147L138 148H133V150H134V152L136 151V149L138 150V152H141V154L139 153V155H140V157H141V155H142V160H141V158H139V155H138V158H136L137 157V155L135 154V153H133V154H135V155H133V154H131L130 155V157L131 158H129V160L130 161H132L133 159L135 160V161H132L133 163L132 164H130V162L129 161H127V163L126 164H128L127 166H129V167H126V168H128V170H129V174H130V172H134L135 173V175H134V173H133V176L131 175L130 176V179H129V181H130V183H134L135 181H137L136 183H134V185H135V187H134V185H132L131 186V184L129 185V187L131 186V188H128V191H129V189H130V194L131 193H135V194H138L139 192H140V194H141V192H142V187L144 186V185H146V183L144 184V179H146L143 175H141L142 174V172H143V170H144V174H146V171H147V173H148V176L150 175V176H152V179H151V177H150V182L148 183V184H150V185H156V182L158 183L157 184V186H158V189H160L159 188V185H161L160 187L163 189V188H165L164 190L166 191V192H164V191H161L160 190V192L163 194V192H164V196H162V194H161V196H162V198H161V196H160V193L157 195V197L159 196V198H156V195H154V201L155 202H153V204H155V206H156V204H157V201L156 200H159V202H158V204L160 205L157 209H156V211H154L155 212V215L153 214V213H151L152 212V210H150L151 209V207H150V205H153L152 204V201H153V198L151 199V197H149L148 195L149 194H147L146 193V191H145V187L146 186H144L143 188H144V193L145 194H143V192H142V194H141V196L139 197L138 196V198L140 199V198H142V196H143V198L145 199H143L142 201H144V205H147V202H148V207L147 208H145V210H143L142 212H141V216L143 215V216H147L148 214V216H150V215H152L151 217H152V219L154 218L155 220H152L151 219V221L149 222V224L152 226V225H154L153 224V222L155 223V225L157 226V224L158 225H161V221L163 222V225H168V227H161V232L160 231H157L158 232V234H163L162 235V237L163 238H161V239H165V238H169L168 237V235H170L171 234V232L173 233V235H170V237L172 238H174V236H175V238H176V236H177V238L175 239H171V241L173 242L174 240H175V242H174V244L175 245H177L175 248H177V250H178V252H179V245H183V243L185 244L184 246H186V244H187V248H185L184 246V250H186V251H183L182 250V252H177L179 255H180V257L181 258H183V257H189L190 258V256H191V258L193 259V256H194V259L195 258H197V260H200V256L201 257H203L204 256V258H206V261L202 258V260H204L205 262H207V258H208V260H210L209 262L210 263H214L215 262V260H213L212 261V258L214 257V259H215V256L213 255L212 256V253H210L209 254V251L211 252V250L212 249H215L216 248V246H215V244H217L218 246H219V244H220V242H221V239H222V237H220V234H221V232H224L225 231V229L226 228H224L223 226V230H221V232H218L217 230H219V228H222L221 227V224L219 223V222H221L222 223V221H223V219L224 218H226V220L228 219V222L230 221V222H232L231 221V218L233 217L232 215L234 214V211L236 212V207L238 208L239 206H237V205H239V202L241 203L242 202V199H240V197H238L237 198V196L238 195H240V193H242L240 196H241V198H243V202H245V203H248L250 206H253V207H251V210H252V208H253V210L251 211V210H249V213H248V215L247 216H249L247 219H246V217L247 216H245L243 219H246V221H244V220H240V223L239 224H242V229H244V231H246V229L248 230H250V227H251V231L249 232V230H248V232H247V235H245V236H243L244 238H243V240L245 239H250V238H256L258 241H262L263 243H264V228H262L263 226H264V221L263 222H260L261 220H263L264 218L261 216L262 214H260L261 212H259V213H257L258 215H259V217L257 216V214H256V212H258V210H260L261 209V211L262 212H264V210H262L263 209V205H264V201H263V198H262V196H264V188L262 189V187H264V185L262 184L263 182L262 181H264V180H261L262 178L264 179V126H262L263 124H264V122H262V120H264V117L262 116L263 115V113H261L259 110L257 111V113H258V117L256 116V112H255V118H256V120H257V118H258V120L256 121H254V122H256V124H258V125H255V127L253 126L255 123L253 122V118H252V116H250V114H251V112L252 111H249L250 112V114H249V116H247L248 114H244L245 116H244V118L242 119L241 117H239V116H241L240 114L238 115V113L237 114H235L234 116H232V115H230V114H228V113H223V116H222V112L221 113H219V112H217V111H215L214 112V115L216 116V115H220L221 116V118H220V116H216V117H214V115L213 114H211L210 116H208L207 114H209V112L210 113H212V111L210 110L211 108H209V110L210 111H207V112H200V113H205L206 114V116H205V114H199L198 112H199V108H200V111L202 110V108L201 107H203L204 106V104L202 103H199L200 101V99H201V97L203 98V99H205L206 98V100H208V98H209V96H207L206 97V95L208 94V95H210V94H213V95H215L213 98H209L210 100H208L209 102H208V106L209 107H213V109L216 107L215 105H214V103L216 104V103H218L217 105H219V104H221V103H224L223 101H221V98H220V100H218V98L220 97L219 96V94L218 93H222L223 91H224V89L226 90V85H228V87H229V92L228 93H226V94H230V95H233L237 90L235 89V87H237L238 88V92L237 93H235L236 95H239L238 93L240 92V89H239V87L241 88L244 84H246V83H244V82H247V80H245V79H248V74H246L247 72L249 73V72H251V70L250 71H247V72H245V75H244V71L243 70H245V68H243V65H241L242 64V62L243 61H248L247 59H249V57H250V62L251 61H253V59L251 60V58L253 57L252 55H253V53H251V52H249V51H252L253 50V47H252V50H251V47L250 46H252L253 44H258L257 46H258V49L262 52V50L260 49V48H264V43L262 44V43H260V42H262V41H260V40H262V39H264V33H263V35H262V33H260L259 32V30H261L260 29V27L261 26H259V25H262V24H260V22L262 21H260V20H256L255 18H259V16H261V17H263V13H264V11H263V6H260V3H258V6L256 7L255 5L254 6H252L253 4V1H258V0H237V2H236V0H233V2H230L229 0H228V3H225V4H227V7L229 6L231 9H229L228 8V10H230V12L228 11L227 12V9H225L226 8V5L225 4H223L224 6H222L221 4H218V3H220V2H218L219 0H212L213 1V3L215 4V2H216V6H215V10H214V15H215V13H216V15L215 16H213V17H210L209 19L210 20H208V21H204V20H202L203 18H202V14H203V12L206 10L205 9V7H204V4H203V2L200 0H159V2H160V5L159 6H155L154 4H155V2L157 1H152L153 2V4H151L152 6H149V7H151V8H149V10H146V9H144L143 8V6L142 5H144L142 2H144V0H131V3L130 2H128L129 0H127L126 2H127V4H132V1H135V3L134 4H132V5H135V8L134 9H132V7H131V5L129 4V6H130V9H128V5L127 4H125L126 2H124ZM139 1H142V2H139ZM150 1L151 0H149L148 1V3L147 4H149L150 3ZM164 2V3H161V2ZM224 1H226V0H224ZM232 1V0H231ZM239 1V2H238ZM241 1H243V3L241 2ZM247 2V4L248 5H246L245 6V3ZM260 1H262V0H259V2ZM87 2V1H86ZM113 2V3H112ZM173 2V3H172ZM198 2V3H197ZM200 2V3H199ZM240 2L242 3V5L241 6H244V8L243 7H241V10L239 9L240 7L239 6H235V3H238V4H236V5H240ZM119 4V9H114L115 8V6H117V4ZM158 3V2H157ZM156 3V4H157ZM230 3H232L231 4V6H230ZM256 3V2H255ZM254 3V4H255ZM263 3V2H262ZM99 4V5H98ZM103 4H105V6L103 5ZM116 4V5H115ZM125 4V6L123 7V5ZM141 4V5H140ZM159 4V3H158ZM165 4V5H164ZM200 4V5H199ZM229 4V5H228ZM252 4V5H251ZM48 5L50 6H48L46 9H48V10H46L44 13L45 14H48L46 17H47V23L46 24H49V25H47V28L50 30V31H57L56 29H58V25H60V24H56V23H60V18H59V16L61 15V12H59V14L57 13V8H56V6H53V5H51V4H49L48 3ZM72 4H70V7L71 8H75V3H73V5L71 6ZM139 5V7L140 8H138L137 9V6ZM164 5V6H163ZM218 5V6H217ZM221 5V6H220ZM262 5H264V3L262 4ZM99 6H102V8H100ZM126 6H128V7H126ZM146 6V5H145ZM148 6H146V8L148 9ZM153 6H155V8H156V12H155V14L153 15L152 13H151V11H150V9L151 10H153ZM162 6V7H161ZM166 6H167V10H166ZM170 6V7H169ZM235 6V7H234ZM247 6H249V7H247ZM13 8L12 9H15V10H18V11H20V10H22L23 8H25V7H27V9H26V11H33V10H35V8H38V4L36 3V0H14L13 1V6H12ZM109 9H108V8ZM118 7V6H117ZM116 7V8H117ZM122 7H123V9H122ZM127 9H126V8ZM158 7L159 8H161V9H158ZM169 7V8H168ZM200 7V8H199ZM220 9H219V8ZM222 7V8H221ZM236 7H238L237 9H239L240 11H242L243 10V14L245 15V13H247L246 15H248V17H246V15L244 16L245 17V20H244V17L242 18L243 19V21L242 22H240L241 20V18L239 19V17L241 16L242 17V14L241 13H239V15H238V13L236 14V12H235V14L232 12V10L233 11H236L235 10V8ZM245 7L247 8V9H245ZM112 8V9H111ZM124 8L126 9V13L124 14ZM154 8V9H155ZM164 8V9H163ZM252 9V10H257L258 8H260L261 9V11L259 10H257L255 13L256 14H258V17H256L257 15L254 13V14H252V12H254V11H251L250 9ZM85 9L86 10H88V8L87 7H85ZM110 9H111V11H110ZM114 9V10H113ZM123 10L122 11V13L121 14H123V16H125L126 14H127V12H133V14H130L132 17H130V16H128V17H126L127 18V20H129L130 18L132 19V21L134 20V18L136 17V16H139V15H141V14H144V15H141V17L142 16H144V17H146V18H144V17H140L141 18V20L140 19H138L139 17H137L136 18V20L137 21H135V23L134 22H127V20H126V18L124 17L123 18V16L121 15H118L119 13H120V11L119 10ZM133 11H132V10ZM136 9V10H135ZM143 9L144 11H142V12H140L141 10ZM222 9V10H221ZM113 10V11H112ZM146 10V11H145ZM204 10V11H203ZM219 10V11H218ZM226 10V11H225ZM238 10V11H239ZM247 10H249L250 12H251V14L247 11ZM110 11V12H109ZM137 11H138V13H139V15H138V13H137ZM150 11V12H149ZM162 13H161V12ZM218 12V14H217V12ZM237 11V12H238ZM245 11V12H244ZM112 12V13H111ZM118 14H117V13ZM147 12V13H146ZM166 12V13H165ZM224 12V13H223ZM260 12H263L262 14L260 13ZM116 13V14H115ZM137 13V14H136ZM157 13H158V15H157ZM166 15H165V14ZM199 13V14H198ZM228 13V14H227ZM249 13V14H248ZM135 14V15H134ZM147 14H150V17L147 15ZM225 14V15H224ZM229 14H230V16H232V14H234L232 17H230L229 16ZM102 15H104V14H102ZM165 15V16H164ZM217 15H219V16H217ZM238 16V18H237V16ZM251 15H252V17H253V15H255V17H253L254 19H252V17H251ZM62 16V15H61ZM120 16V17H119ZM135 16V17H134ZM159 16L161 17L160 19H159ZM199 16V17H198ZM221 16H222V18H221ZM63 17V16H62ZM104 18L103 16L101 17V20H103L104 21V23H108L109 22V20L107 19V18ZM123 18V19H125L124 21L126 22V24H125V22L123 21V22H121V20H123V19H119V18ZM130 17V18H129ZM163 17H164V19H163ZM198 17V18H197ZM219 17V18H218ZM228 17H230L229 18V20L231 19L232 21H228V19H226V18H228ZM150 18V19H149ZM197 18V19H196ZM202 18V19H201ZM216 18H218V20L216 19ZM247 18H250V20L252 19V21L253 22H257V21H259V23L257 22V24H258V26L259 27H257L256 25L257 24H255V23H253L252 21H251V23H252V25H253V27L255 28V30H256V28H257V30L258 31H255V30H253L254 28L252 27V25L249 23L250 22V20H249V22H248V19ZM107 19V21H105ZM130 19V20H131ZM144 19V20H143ZM156 19V20H155ZM211 19H212V21H214V23L211 21ZM223 19H224V21L226 22V24H228L227 26H226V24L224 25L223 24ZM247 19V20H246ZM259 19H261V18H259ZM263 20H264V18H262ZM152 20V23H148V21L150 22ZM194 20H196V21H194ZM143 21V22H142ZM147 21V22H146ZM218 21V22H217ZM223 21V22H222ZM247 21V22H246ZM138 22H139V24L142 22V23H145L146 25H148L147 27L145 26L144 28V30L146 31V35L144 34V36H142V35H140L141 33H139V34H137V30L136 29H138L139 27V24H138ZM162 22V23H161ZM212 24H214V25H212L211 27H209V24L210 23ZM217 22V23H216ZM228 22V23H227ZM229 22H231L230 24H229ZM263 22V21H262ZM160 23V24H159ZM219 23H222V24H220L219 25ZM240 23H241V25H240ZM122 24H125V25H122ZM129 24H132V26L130 25L129 26ZM134 24V25H133ZM196 24V25H195ZM210 24V25H211ZM218 24V26H216ZM235 24H238V25H235ZM243 24H245V25H243ZM55 25H56V27H55ZM66 25V24H65ZM129 26V27H131V28H133V26H134V30L132 29L131 31H129V30H126V28H124V27H126V26ZM137 25V26H136ZM150 25V26H149ZM152 25H154V26H152ZM208 26V27H205L206 29H207V32H206V30L203 28L204 26ZM224 25V26H223ZM247 25L249 26V25H251V26H249L248 27V29L250 28V29H252L250 32H254L255 31V34H257L256 32H258V34L260 33L261 34V36H262V38L261 39H259V37L260 36H257L256 37V35L255 34H253L255 37H256V40H253L252 38L254 37L253 35H251V33L249 34V35H251V36H249V38L248 39H250L251 37V40L253 41V42H255V43H252L251 41L249 42V41H247V40H245V43H244V40H237L236 41V39H239V38H241L242 36H243V39H246V36L248 35V33H247V31L246 30H244L245 32H243V29L245 28V29H247ZM221 26V27H220ZM223 26V27H222ZM155 27V28H154ZM190 27V28H189ZM191 27H193V30L191 29ZM218 27H220L221 29H224V30H228L227 31V34L225 35V33H226V31H224V33H223V31H222V34H224L225 36H226V38L225 37H223V35H221V30L218 28ZM228 27V28H227ZM231 27V28H230ZM243 27V28H242ZM74 28H76V29H74ZM130 28V29H131ZM136 28V29H135ZM151 28H152V30H151ZM156 28H157V31H156ZM227 28V29H226ZM230 28V29H229ZM127 29H129L128 27H127ZM154 29V30H153ZM159 29V30H158ZM193 31H191V30ZM194 29H196L195 31H194ZM213 29V30H212ZM215 29H219V31L220 32H216V31H218V30H215ZM236 29H238V30H236ZM74 30H77V27L75 26V25H73V27H72V30H70V36L72 37L71 39H72V41L73 42H75V40H73V39H75L74 38V32H76V31H74ZM150 30V31H149ZM201 30H205L204 32H206V34L205 33H203V31L201 32ZM231 30H234L235 32L237 31V34H235V35H232L233 33H235L234 31H232L231 32ZM123 31V30H122ZM152 31V32H151ZM154 31V32H153ZM156 31V32H155ZM164 31V32H163ZM173 31V32H172ZM213 31V32H212ZM249 31V30H248ZM132 32H133V34H132ZM148 32H150V33H148ZM167 32V33H166ZM263 32V31H262ZM165 33V34H164ZM172 35H171V34ZM210 33V34H209ZM219 33V34H218ZM228 33H230L232 36H229L228 38H227V35H228ZM137 34V35H136ZM149 34V35H148ZM160 36H159V35ZM193 34V35H192ZM198 34V35H197ZM201 34V35H200ZM213 36H212V35ZM239 34V38H237V35ZM246 34V35H245ZM257 34V35H258ZM134 35H136V36H134ZM156 35V36H155ZM182 35V36H181ZM185 37H184V36ZM191 35H192V37H191ZM210 35H211V37H213V38H215L214 40L216 41L215 43H214V41L212 42L214 45H212V43H208L207 42V38L206 37H210ZM215 35H217V36H215ZM221 35V36H220ZM245 35V36H244ZM174 36V37H173ZM196 36V37H195ZM219 36V37H218ZM139 37V38H138ZM143 37H144V39H143ZM161 37V38H160ZM173 37V38H172ZM188 39H187V38ZM220 37H223V38H221V40L222 41H224L225 39H227V41H228V39H233L232 41V44H233V46H235V50H237V51H234V49L232 48V45H230V41L231 40H229L228 42L229 43H227V42H221L220 43ZM235 37H236V39H235ZM163 38V39H162ZM164 38H166V41H165V39ZM171 38V39H170ZM176 38V39H175ZM185 38H186V40H185ZM196 38V39H195ZM129 39H128V41H129ZM148 39L149 40H151V41H148ZM198 39V40H197ZM258 39V40H257ZM168 40V41H167ZM170 40V41H169ZM177 40V41H176ZM200 40V41H199ZM186 41V42H185ZM206 42V45H205V42ZM238 43H240V41L242 42V43H236V42ZM246 41H247V44H248V46H244L245 44H246ZM257 41H258V43H257ZM260 41V42H259ZM264 41V40H263ZM72 42V43H73ZM193 42H196L198 45H196V44H193ZM201 42H204V43H201ZM156 43H157V45H156ZM225 43H227L226 45H225ZM244 43V44H243ZM161 44V45H160ZM165 44V45H164ZM189 47L188 49L186 48L187 46ZM191 44H193L192 46H191ZM207 44H208V46H207ZM238 45L237 47H236V45ZM246 44V45H247ZM252 44V45H251ZM256 44L254 45V46H256ZM145 45H146V47H145ZM158 45H159V47H158ZM201 45V47H199ZM205 45V46H204ZM220 45H221V48L225 45L226 46V49H228V50H230V53H231V56L229 55V54H227V53H229V51L228 50H224V51H222L225 47H223V49L221 50V48H220ZM261 45L263 46V47H261ZM150 46V47H149ZM153 46V47H152ZM195 46V47H194ZM207 46V47H206ZM242 48H241V47ZM259 46H260V48H259ZM152 47V48H151ZM177 47V48H176ZM229 47V48H228ZM239 47V48H238ZM244 47H249V48H246L245 50H246V57H247V55H248V58L247 59H245L246 57H242V58H240V56L239 55H242L243 53H244ZM183 48H184V50H183ZM191 48H192V51H191ZM197 48H199V49H197ZM202 48V50L204 51V49L208 52V49L207 48H209V52L207 53L206 51H204V52H202V51H200V49ZM204 48V49H203ZM233 49V51H231L232 49ZM154 51H153V50ZM169 49V50H168ZM186 49V50H185ZM199 50L200 52L198 53V52H196L197 50ZM241 49V51L243 52H238L239 50ZM243 49V50H242ZM256 49H257V47H256ZM138 50H140L141 52H143V53H145V56L147 57V56H149V57H147V61H146V64L143 66V67H141V64H140V62H136V60H135V53H137L138 52ZM145 50H147V51H145ZM188 50V51H187ZM190 50V51H189ZM195 50V51H194ZM214 50V51H213ZM174 51H176V52H174ZM219 51V53H217V52ZM255 51V52H254ZM254 51H252V52H254V53H256V51L257 50H254ZM259 51V52H260ZM183 52V53H182ZM193 52H195L196 53V55H195V53H193ZM212 52V53H211ZM222 52V53H221ZM227 52V53H226ZM264 52V51H263ZM205 53H207L208 54V57H207V54H205ZM232 53H236V55H238L239 57H235V58H233L234 57V54H232ZM238 53V54H237ZM252 56H249V54ZM199 54V57L197 56ZM224 54H226V55H224ZM257 54H260V53H258L257 52ZM257 54L256 55H254L255 56V58H256V56H257ZM264 54V53H263ZM203 55H204V57H203ZM222 55H224V56H226V57H224V56H222ZM228 55V56H227ZM233 55V56H232ZM180 56V57H179ZM181 56L183 57V59L181 58ZM193 56V57H192ZM219 56H222V57H219ZM230 56V57H229ZM243 56H245V53H244V55ZM189 57V58H188ZM190 57H192V59L190 58ZM194 57H195V59L197 58V60L199 61V60H201V62L199 63V62H197V60H195L194 59ZM206 57L208 58L207 60L209 61V59H211V58H216V59H218V61H219V64H217V66L218 65H223L222 63L227 59V57H228V61L226 62L225 61V65H223V67L224 66H227V69H228V67L231 65L232 67L233 66H237V64L239 63V66H237V71H236V73H235V71L234 70H236V68L234 69V68H232L231 66L229 67L230 68V71H229V69H228V71L225 69L226 67H222V66H219V67H222L223 69H217V67H215L214 65L218 62H216V59H215V64L214 65H212L213 67H215L214 69L215 70H221V72H222V74H221V77H223L225 80V82H227V80H228V82L227 83H223V81H222V83L223 84H221L220 82H221V80H220V78L221 77H219V75H220V73H217L216 75L214 74V72H215V70L214 69H211V71H210V73H208L209 72V70H210V68H213V67H210L209 65H211L210 63H211V61L213 62V60L214 59H211L210 60V62H207V60H206V62H203V58H204V61H205V59H206ZM210 57V58H209ZM232 57V58H231ZM259 57V56H258ZM258 57L256 58V59H258ZM262 57V58H261ZM150 58H153L154 60H151ZM200 58V59H199ZM240 58V59H239ZM261 58V59H260ZM260 58L258 59V60H264V55H260ZM166 59V60H165ZM188 59H190V60H188ZM193 59L196 61V62H194L193 64H194V66H193V64H191V62L193 61ZM224 61H223V60ZM239 59V60H238ZM176 60H177V62H176ZM186 60V61H185ZM222 62H221V61ZM236 60H238V61H236ZM165 61V62H164ZM169 61V62H168ZM234 61V62H233ZM235 61H236V63L237 64H235ZM176 62V63H178V64H174V63ZM181 62V63H180ZM184 62V63H183ZM186 62V63H185ZM190 62V63H189ZM231 62H233V64H231ZM169 63H170V65H169ZM179 63H180V67H178L179 66ZM196 63H198V65L196 66L195 64ZM203 63V64H202ZM214 63V62H213ZM246 63V62H245ZM244 63V64H245ZM183 64V65H182ZM202 64V67L200 66V65ZM205 64V65H204ZM174 65V66H173ZM205 67H204V66ZM206 65H208L207 67H206ZM229 65V66H228ZM250 65H253L254 66V64H250ZM179 68H177V67ZM188 66H189V68H188ZM201 68H200V67ZM235 66V67H236ZM242 66V67H241ZM244 66H248V63H247V65H244ZM172 67V68H171ZM190 67L192 68V69H190ZM196 67V68H195ZM200 68V70L202 69V71L206 74V73H208V75H211V73L213 72V70H214V72H213V74H212V76H213V78L212 77H209L208 75H207V77L209 78V80H210V78H212L211 79V81H213L214 80V77L215 76H217V77H219V80H218V78H215V80L214 81H216V79L219 81V83L217 82V84L215 83V85L216 86H214V85H212V87H214V89H216L215 91H214V89H213V91L214 92H212V90H211V92L212 93H208V91L210 92V89H208V88H206V87H204L203 86V88H202V90H201V88L199 87V86H197V85H195V86H192V82H193V80L194 79H196V77L197 78H203V79H205V76L202 74V71H200V73H201V77H199V76H197V75H200L199 74V71H198V68ZM218 67V68H219ZM240 67H241V69H240ZM248 67H250V66H248ZM247 67V68H248ZM151 68V69H150ZM158 68V69H157ZM205 68H207L206 69V72L204 71L205 70ZM209 68V69H208ZM231 68H232V70H231ZM254 68V67H253ZM256 68V70H257V68L258 67H255ZM152 69L154 70V71H152ZM155 69H157V70H155ZM173 69H175L174 71H172ZM178 69V70H177ZM183 69L185 70V71H183ZM186 69H187V71H186ZM234 69V70H233ZM240 69V70H239ZM168 72H167V71ZM194 70V71H193ZM196 70V71H195ZM227 72V74H225V71ZM248 70V69H247ZM258 70H260V68H258ZM164 71V72H163ZM191 71H193V72H191ZM253 71V70H252ZM263 71V70H262ZM148 72H150V73H148ZM162 72L164 73V74H162ZM170 72H174L173 74L172 73H170ZM198 74H197V73ZM220 72V71H219ZM233 72V74H230V73H232ZM237 72H239L238 73V75H237ZM147 73V74H146ZM185 73V74H184ZM188 73V74H187ZM224 73V74H223ZM260 73V72H259ZM142 74H143V77H142ZM176 74V75H175ZM181 74H182V76H181ZM184 74V75H183ZM219 74V75H218ZM232 75V77H233V79H231L230 77V75ZM234 74H236L237 76L236 77H234ZM241 74L243 75V76H241ZM258 74V73H257ZM163 75H164V77H163ZM175 75V76H174ZM196 75V76H195ZM204 77H203V76ZM225 75V76H224ZM258 75H260L262 78H263V76H262V73H260V74H258ZM147 76V77H146ZM168 76H170V77H168ZM173 76H174V78L176 77V81L177 82H174V84H173V81H175V79L173 80H170L169 81V79L170 78H173ZM186 76H188L187 78H186ZM229 76V78L227 79L226 77H228ZM168 77V78H167ZM135 78V79H134ZM152 78V79H151ZM168 79V82L166 81L167 79ZM235 78H238L237 80L235 79ZM257 78H258V76H257ZM256 78V79H257ZM140 79V80H139ZM179 79V80H178ZM187 79V80H186ZM190 79H191V81H190ZM207 79V78H206ZM229 79H231V80H229ZM259 79V78H258ZM185 80L186 81H190V82H187V84H186V82H185ZM240 80V81H239ZM254 80H255V78H254ZM264 80V79H263ZM136 81H139V83L138 82H136ZM160 81V82H159ZM179 81V82H178ZM184 81V82H183ZM232 81H234V83H232ZM250 81V80H249ZM249 81H248V83H249ZM261 81H262V79H261ZM260 81V82H261ZM135 82V83H134ZM170 82V83H169ZM209 82V81H208ZM230 82H231V84H230ZM256 82H257V80H256ZM260 82H257L258 84L260 83ZM263 83H264V81H262ZM137 83V85H136V87H135V84ZM140 83H142V85H140ZM159 83V84H158ZM167 83V84H166ZM168 83H169V85H173V86H169L168 85ZM172 83V84H171ZM180 83H182V84H184V85H182V84H180ZM190 83V84H189ZM210 83H212V84H214L213 82H210ZM236 83H238V84H240V85H238V84H236ZM242 83H244L243 85H242ZM252 83H254L255 84V82H252ZM139 84V85H138ZM151 84V85H150ZM180 84V85H179ZM218 84H221V85H219L218 86ZM224 84H225V86H224ZM261 84V83H260ZM163 85H165L163 88H162V86ZM176 85V86H175ZM182 85V88H183V86H185L182 90H183V92L185 93V94H180V97H179V92H182V90H181V88L180 89H178L180 86ZM188 85H190L191 86V89H190V86L188 87ZM203 85V84H202ZM238 85V86H237ZM249 87H248V86ZM247 85H244V90L242 89V91H241V93L242 92H249V93H251L250 92V89L252 90L253 89V86H255V85H252L251 83L250 84H247ZM257 85V84H256ZM263 86H264V84H262ZM178 86V87H177ZM247 86V87H246ZM258 86H260V85H257V87ZM263 86H261V88L262 89H264L263 88ZM135 87V88H134ZM147 87V88H146ZM175 88V89H171V88ZM194 87H196V88H194ZM197 87H198V92L199 93H197V92H195V90L197 89ZM228 87H227V89H228ZM231 87L232 88H234L233 90L231 89ZM251 87V88H250ZM255 88V89H258V88ZM158 88V89H157ZM167 88H168V92H167ZM249 88V91L247 90ZM193 89V90H192ZM222 89V90H221ZM133 90H137L139 93L136 95V91L135 92H133ZM158 90H160V91H158ZM164 90V91H163ZM202 92H201V91ZM218 90H221V91H218ZM231 90V91H230ZM259 90V89H258ZM146 92V94H149V96L151 95L152 97H160V99L161 100H163V102L160 100H157V98H153V101H152V97L150 96V99H149V97H148V95H145V92ZM155 91H156V93H155ZM174 91H175V93H174ZM189 91V92H188ZM197 91V90H196ZM203 91H204V94H206V91H207V94L206 95H204L203 94ZM218 93H217V92ZM233 91V92H232ZM142 92V93H141ZM186 92H188V94L186 93ZM216 92V93H215ZM261 92H264V90H262ZM141 93V94H140ZM166 93V94H165ZM176 93H178V94H176ZM191 93H193V94H191ZM195 93H196V95H195ZM202 93V94H201ZM221 93H220V95H221ZM240 93V97L242 98V94ZM170 96H169V95ZM172 94H173V96H172ZM216 94L218 95V96H216ZM234 94V95H235ZM264 94V93H263ZM139 95V96H138ZM140 95H141V97H140ZM176 95V96H175ZM190 95H192L191 96V99H189L190 97ZM232 96V98L233 97H235V98H231L230 96H229V98L228 99H232V101L231 100H228V99H225V100H227V102H229V101H231V103L229 102L228 103V105H230L229 107H230V109L232 108V109H234V108H236L235 106H237L238 105V107H240L239 105H240V103H241V101H238V97L237 96ZM135 96V97H134ZM143 96H144V98H143ZM194 96H195V98H194ZM205 96V97H204ZM223 96V97H222ZM227 96V95H226ZM226 96H225V94H222L221 95V97L224 99V97L226 98ZM138 97V99L140 98V100L138 101V99H136ZM148 97V98H147ZM185 97H186V99H185ZM187 97H189L188 98V101H189V103L187 104ZM197 97V98H196ZM216 97V98H215ZM239 97V100H243V99H241ZM104 98H106V95H104ZM145 98H147L146 100L148 101V102H145L146 100H145ZM165 98H169V99H171V103L169 104V106H168V109L166 108L165 109V103H164V99ZM179 98V102H178V100H176V99H178ZM183 98V99H182ZM236 98H237V100H236ZM98 100V102H97V100ZM101 99H103V100H101ZM133 99H135V100H133ZM144 99V100H143ZM61 100H63V97L61 98ZM60 100V98H58V99H56L54 102H52V103H50L49 104V108L51 107V109H53L52 110V114H50V115H52V117L53 118H55L54 120H52L53 122H56V121H58L60 118H59V116L60 117H63V115L65 114V106H63V105H61L60 103L62 102ZM64 100H65V98H64ZM133 100V101H132ZM144 101V105H141V104H143V101ZM184 100V101H183ZM233 100H236V101H238L237 103L238 104H235L236 102L234 101L233 102ZM131 101L133 102L132 104H131ZM139 103H138V102ZM152 101V102H151ZM157 101V102H156ZM185 102L184 104H183V102ZM187 101V102H186ZM197 101V102H196ZM212 101V102H211ZM220 101V102H219ZM96 102H97V105H96ZM156 102V103H155ZM193 102V103H192ZM211 102V103H210ZM226 102V101H225ZM233 102V103H232ZM240 102V103H239ZM262 102H264V100L263 101H261V103H260V105H264V104H262ZM89 103H91L90 105H89ZM148 103V104H147ZM180 103V106L178 105ZM192 103V104H191ZM244 103V102H243ZM99 104V105H98ZM101 104V106H103ZM131 106H130V105ZM133 104H136V105H133ZM140 106H138V105ZM150 104V105H149ZM164 104V105H163ZM211 104H213V105H211ZM227 104V103H226ZM124 105V106H123ZM128 105H129V107H128ZM190 105V106H189ZM191 105H193V106H191ZM203 105V106H202ZM222 105V104H221ZM220 105V106H221ZM259 105V106H260ZM58 106V107H57ZM84 106H85V108H84ZM136 106H138V107H136ZM184 106V107H183ZM258 106V109L260 108ZM97 107H99V109H97ZM157 107V108H156ZM191 107V108H190ZM197 107V108H196ZM20 109H18V110H20V111H22L23 110V107L21 108V106L19 107ZM60 108V109H59ZM93 108V109H92ZM103 108V107H102ZM117 108H115V109H117ZM127 108H129V109H127ZM156 108L157 109V111H156V109L154 110V109ZM160 108H162V109H160ZM180 108H181V113H179L180 112ZM185 108H187L186 110L188 111V115H187V111H185L186 113H184V118L182 117L183 116V114H182V112H184L183 110H185ZM189 108H190V110H189ZM221 108V107H220ZM220 108L218 107L217 109H219V111H220ZM224 107H222V109H223ZM263 108V111H264V106H262L261 108H260V110ZM62 109H63V111H62ZM97 109V110H96ZM104 109H106L105 107H104ZM132 109V110H131ZM138 109H139V111H138ZM146 109V110H145ZM151 111V112H149V110ZM152 109V110H151ZM196 111V110H198V112H195V113H197V114H193V112H194V110ZM212 109V110H213ZM238 109V108H237ZM98 110H99V112H98ZM250 110H253V109H250ZM255 110V109H254ZM24 111H26V110H24ZM28 111H30V110H28ZM32 112H36V113H38V111H36L34 108L31 110ZM56 111V112H55ZM95 111L96 112H98L97 113V115H95L94 113H95ZM123 111V112H122ZM143 111V112H142ZM154 111V113L153 114H151L152 112ZM223 111H224V109H223ZM256 111V110H255ZM262 111V112H263ZM23 112V111H22ZM60 114H59V113ZM91 114H90V113ZM131 112H134V113H131ZM137 112V113H136ZM142 112V113H141ZM146 112V113H145ZM157 112H158V115H156L157 114ZM167 112H168V114H167ZM178 112V113H177ZM219 113V114H217V113ZM44 113V112H43ZM43 113H41V114H43ZM54 113V114H53ZM58 113V114H57ZM88 115H90V116H88ZM100 113V114H99ZM124 114V116H122L123 114ZM175 113H177V115L178 116H180V114H182L181 115V117L182 118H178V116H176V114ZM259 113H260V115L263 117V119L261 118V116L259 115ZM39 114V115H38ZM37 114V117H39L40 119L42 118V117H45V115H47V114H43V115H41L40 113H38ZM94 114V115H93ZM103 114H106V115H103ZM118 114V117H116V115ZM120 114V115H119ZM125 114L128 116H125ZM132 115V116H134V117H132V119H131V117L129 118V115ZM164 114V115H163ZM227 114V115H226ZM58 115V116H57ZM86 115V117H84ZM102 115V116H101ZM136 115V116H135ZM155 115V116H154ZM159 115H160V117H159ZM168 115V117L170 118V119H168V117H165V116H167ZM186 115V116H185ZM195 115V116H194ZM199 117V119L200 120H202L201 121V123L199 122L200 120L198 119V117ZM203 115V116H202ZM226 115V116H225ZM238 115V116H237ZM88 116V117H87ZM95 116V117H94ZM97 116H98V118L99 119H97ZM109 116H111V117H109ZM154 118H153V117ZM165 117L163 120H161L162 119V117ZM187 116H189V117H187ZM193 116V117H192ZM227 116H232V118H230V117H227ZM246 116H247V122H245V120H246ZM58 117V118H57ZM106 118V117H108V119L110 120L111 118L113 119V117L115 118L113 121L115 122H113V121H108V119L106 118V119H101V118ZM120 117V118H119ZM122 117H123V119H122ZM125 117H126V119L127 118H129V120H127V126H126V120H125ZM137 117H139V119L137 118ZM155 117H157V118H155ZM160 119H159V118ZM204 118V120H203V118ZM214 119H213V118ZM224 117V118H223ZM234 117H237V118H235L234 119ZM85 118H88V120L86 119L85 120ZM93 118H95V119H93ZM137 118V119H136ZM191 120H189V119ZM202 118V119H201ZM209 118H212L213 120L211 121V119H209ZM226 118V119H225ZM239 118V119H238ZM240 118H241V120H240ZM91 119L94 121V122H97L96 124L93 122V121H91ZM156 119V120H155ZM159 119V120H158ZM172 119V120H171ZM184 119H186V120H184ZM197 121H196V120ZM230 119V120H229ZM78 120H80V121H78ZM98 120H100L99 122H102V120H103V122L100 124L99 122H98ZM118 120V121H117ZM124 121V123H123V121ZM142 120V121H141ZM157 120L162 124V126L160 125L159 126V122H158V124L157 123H151V122H157ZM169 120V121H168ZM174 120H175V122H177V123H175L174 122ZM184 120V121H183ZM189 120V121H188ZM193 120V121H192ZM209 120V121H208ZM234 120H236L235 122H234ZM250 120V121H249ZM88 121V122H87ZM105 121H107V122H112L111 124H106L107 122H105ZM117 121V122H116ZM119 121L121 122V124L119 123ZM168 121V122H167ZM204 121H206V122H209V124L207 123V124H204V123H206V122H204ZM226 121H228L229 123V125H228V127H230V128H226V127H224V126H226L227 125V122ZM52 122V123H53ZM81 122L83 123V124H81ZM90 122H92V123H94L93 125H91L90 124V126H87L86 127V123H90ZM105 122V123H104ZM165 122H167V123H165ZM183 122H184V125H182L183 124ZM194 122V123H193ZM195 122L197 123V124H195ZM203 122V123H202ZM221 122L223 123V124H226V125H222L221 124ZM242 122V123H241ZM259 122H260V124H259ZM124 125H123V124ZM139 123V124H138ZM187 123V124H186ZM234 123V124H233ZM237 123V126L235 125ZM250 123H254L253 125L252 124H250ZM51 123H49V125H50ZM84 124H86V125H84ZM105 124V125H104ZM117 124V125H116ZM193 124V125H192ZM45 125H47V124H45ZM45 125L43 126V127H45ZM101 125H103L102 127H103V129H105V126H106V130H105V132H104V130L102 129V127H100ZM111 125H113V126H111ZM121 125H123V126H121ZM137 125V126H136ZM176 125V126H175ZM204 125V126H203ZM219 125V127H217ZM239 125H240V127H239ZM250 125V126H249ZM252 125V126H251ZM95 126L97 127H100V129L97 127V128H95ZM115 126H116V128L118 127V129H116L115 128ZM125 126V127H124ZM153 126H154V128H153ZM164 126V127H163ZM175 126V127H174ZM210 128H209V127ZM215 126V127H214ZM82 127H83V129H82ZM84 127H85V129H84ZM90 127H92V129L94 130L95 129V132H93L92 130H91V128ZM121 127V128H120ZM123 127V128H122ZM127 127H129L128 129H127ZM134 130H132L133 132H131V128ZM163 127V128H162ZM180 129L181 127H183L182 129H180V131H179V129ZM192 127V128H191ZM204 127H205V129H204ZM208 127V128H207ZM213 127V128H212ZM238 127H239V129H238ZM263 127V128H262ZM80 128V129H79ZM87 128V129H86ZM153 128V129H152ZM159 128H160V130L162 131V133L161 132H159ZM188 128V129H187ZM235 128V129H234ZM254 129V130H251V129ZM261 130H260V129ZM97 129H99V130H97ZM102 129V130H101ZM110 129V130H109ZM121 129H122V131H121ZM124 129H126L127 130V132H126V135L127 136H124L125 135V132L124 133H122L123 131H125ZM136 129H137V131H140V133L139 132H137L136 131ZM152 129V130H151ZM191 129V130H190ZM203 129V130H202ZM222 129V130H221ZM227 129V130H226ZM228 129H230V132L228 131ZM248 130L249 132L250 131H252V132H256V133H252V132H250V133H252L253 134V136H251L252 137V139L254 140V141H256L255 139L257 138V137H259V136H261V137H259L257 140H258V145L255 147V148H252L251 146H253L254 145V143H252L253 141H252V139H251V137L250 136H248V134H249V132H245V130ZM86 130H90L91 132H87ZM108 130H109V132H108ZM115 130V131H114ZM155 130L157 131V132H155ZM181 130H184V131H182L181 132ZM190 130V131H189ZM207 130H209V131H207ZM212 130H213V132H212ZM215 130V131H214ZM226 130V132L228 133H226V136H224V131ZM237 130V131H236ZM239 130V131H238ZM255 130H257V131H255ZM263 130V131H262ZM110 131H112V133H110ZM145 131V133H143ZM147 131V132H146ZM155 133H154V132ZM178 131V132H177ZM193 131V133L191 134V132ZM260 131V132H259ZM262 131V132H261ZM83 132L85 133V135H83ZM106 132H107V136H109L110 135V137H107V136H104V133L106 134ZM198 132H201V134L199 133L198 134ZM208 133L209 135H207L206 133ZM244 132L246 133V134H244ZM86 133H88L89 134V137H90V135L91 134H95L94 135V137L92 138V137H90L89 139H88V134L86 135ZM110 133V134H109ZM122 133V134H121ZM137 134L138 135V138H137V136L135 135V134ZM147 133H150V135L148 136L147 135ZM152 133H154V134H152ZM159 133H161L162 135L161 136H163V137H159L158 136V134ZM171 133V134H170ZM178 133H180V134H178ZM190 133V134H189ZM194 133H195V135H194ZM215 135H214V134ZM218 133V134H217ZM222 133H223V135H222ZM102 134H103V136H102ZM117 134L118 135H120V136H118L119 138H118V142L119 141H121L120 143L121 144H123V145H121V144H119V147H118V144H117V141L114 139V138H116L115 136H113V135H116L117 136ZM132 135V137H129V139L128 138H126V137H128V136H130V135ZM141 134V135H140ZM82 135V136H81ZM112 135V136H111ZM145 137V136H147V138L145 137H143V136ZM181 135V136H180ZM189 135V136H188ZM190 135H194L196 138L198 137H200V139H202V142H203V140H204V138H205V140H204V142H209L210 144H214L215 145V148H216V150L217 149H227L226 150V152L224 153V151L223 150H221V152L219 153V151L217 150V152H218V155L220 156V155H223V153H224V155H227V156H230L231 157V155H233V157H231L232 159H230L231 160V162H233L234 164L237 162V165L235 166L236 168H237V166H238V164H239V166H238V168H237V170H236V172H237V179H236V185H235V182H233V185H232V183H228L227 185H226V187L228 186V188H225V195H226V197H228V198H226L225 197V195H224V197L226 198V199H224L223 198V196H221V195H219L218 193H216L215 192V190H216V184L215 185H213L214 187L213 188H210V186H211V184H208V185H201V184H198V187H193V190H191V191H189V189L187 190V187L189 188V186H186V184L187 183H185L186 182V180L184 181L183 180V177L184 178H194L193 176H195V178H197V177H199V180H201L202 179V176L203 175H207L206 173H205V171H204V173L202 172L203 171V167L201 168V165H198V159H197V157L195 156V157H193L195 154H193V150H194V144L196 143L195 141H197V139L196 138H192V136H191V138H189L190 137ZM197 135V136H196ZM198 135H200V136H198ZM248 137H247V136ZM256 135V136H255ZM140 136H142V137H140ZM165 136V137H164ZM185 136H187L188 138H189V142H188V140L186 141L185 140ZM210 136L212 137V138H210ZM217 136V137H216ZM223 136H224V138H226V137H230V139L229 138H226V139H224L223 138ZM246 136V137H245ZM101 137V138H100ZM105 137H107L106 139H109L110 138V140H104V138ZM114 137V138H113ZM179 137H181L182 139H183V141H184V143L182 142V141H180L181 140V138L179 139V141H180V143H176V142H179L178 141V138ZM187 137H186V139H187ZM255 137V138H254ZM95 138H99V139H96L95 140ZM133 138V139H132ZM149 138H151V139H149ZM168 138L169 139H171L172 141L170 142L169 140H168ZM216 138V139H215ZM217 138H218V140L220 139L221 140V138L223 139V140H221V142H220V140H219V142L217 141ZM232 138V139H231ZM246 138V139H245ZM79 139V140H78ZM88 139V140H87ZM94 139V140H93ZM112 139H114L113 141L114 142H112ZM117 139V138H116ZM122 139V140H121ZM140 141H139V140ZM146 139V140H145ZM192 139H194V143H192L193 142V140ZM196 139V140H195ZM235 139H237V140H235ZM100 140L101 141H104V144L105 143H107V144H105L106 145V147L105 146H103V148H101L102 147V145H103V142H100ZM129 140V141H128ZM145 140V141H144ZM176 141L175 143H174V141ZM216 140V141H215ZM247 142V144H245L246 142ZM248 140L250 141V143H248ZM83 141V142H82ZM136 141V142H135ZM143 141L144 142H146V143H143ZM151 141V142H150ZM216 142V144L214 143V142ZM236 141L239 143H236ZM241 141V142H240ZM100 142V144H98ZM132 142V141H131ZM170 142V143H169ZM186 142V143H185ZM198 142V141H197ZM223 142H226V143H223ZM234 142V143H233ZM244 142V143H243ZM262 142V143H261ZM110 143H112V144H110ZM133 143V142H132ZM152 143V144H151ZM181 143H183V144H186V145H184V146H182L183 144H181ZM192 143V144H191ZM220 143H222L221 145L223 146H221V145H219ZM228 143V144H227ZM236 143V144H235ZM244 144V145H241V147H239L240 146V144ZM256 143V144H257ZM96 144H98V145H100L99 147L101 148H99V147H97V146H95ZM117 144V145H116ZM230 144H232V145H239V146H236V148H237V150L235 149V146L233 147L232 145H230ZM255 144V145H256ZM111 145V146H110ZM154 145V146H153ZM211 145V146H212ZM216 145H219V146H216ZM247 145H251L250 147L252 148V150L253 151H258V152H255V156H254V153H252V154H250V152H252L251 151V148H249L250 150H248V148H246L247 147ZM117 146V147H116ZM142 146H144V147H142ZM147 146H148V148L149 149H147ZM150 146H152V147H150ZM167 146H169V147H167ZM176 146V147H175ZM179 146V147H178ZM221 146V147H220ZM226 146L228 147V148H226ZM231 146H232V148H233V150H232V148H231ZM244 146H246V147H244ZM107 147H108V149H107ZM116 147V148H115ZM166 147V148H165ZM220 147V148H219ZM231 149H230V148ZM244 147V148H243ZM249 147V146H248ZM151 148H153V150L151 149ZM165 148V149H164ZM168 148H170V149H168ZM193 148V149H192ZM257 148H259L261 151L259 152V149H257ZM139 149L141 150V151H139ZM150 149H151V151H150ZM166 149H168V152L169 153H167V152H164V151H167ZM188 149V150H187ZM238 149H240V150H238ZM254 149H257V150H254ZM118 150V151H117ZM160 150L163 152V153H160L159 154V152H160ZM164 150V151H163ZM192 150V151H191ZM213 150H215L214 149V147H213V149L210 151L212 154H210V152H209V154L210 155H208V156H210L211 157V159H212V157H213V162H215L214 164H217V163H219V161H220V158H222V157H219L218 156V161H216V155H217V152L215 153V152H213ZM231 150H232V152H231ZM244 152V155H245V158L244 157H241V156H244L243 154H241V152L242 151ZM248 150V151H247ZM107 151V152H106ZM156 153H154V152ZM105 152V153H104ZM113 152V153H112ZM133 152V151H132ZM137 152V153H138ZM147 152H148V154H147ZM150 152H151V155H150ZM190 152H192V154L190 153V155H189V153ZM228 152H229V155H228ZM233 152H235V153H233ZM236 152H237V154H236ZM240 152V153H239ZM249 153V154H248ZM111 154V155H110ZM144 154V155H143ZM147 154V155H146ZM215 154V155H214ZM234 154H236V155H234ZM238 154H239V156H238ZM240 154H241V156H240ZM262 154V155H261ZM152 155H153V157H152ZM156 155V156H155ZM246 155H247V157H246ZM251 155V156H250ZM260 156L259 158H262V159H257V156ZM238 158H237V157ZM248 156H249V158H248ZM262 156V157H261ZM216 157V158H215ZM230 157H228V159L230 158ZM252 157H254V158H252ZM256 157V158H255ZM116 158V157H115ZM158 158V159H157ZM192 160H191V159ZM195 160H194V159ZM240 158V160H242L243 159V162H247V161H249V162H247L245 165H244V163L242 162V161H240V160H237V159H239ZM252 158V159H251ZM151 159H152V161H151ZM248 159V160H247ZM255 159H256V161L259 163V164H261L260 163V161L261 160H263L262 162V165H260V168L259 167H257V166H259V165H255ZM111 160V161H110ZM146 162H145V161ZM158 160V161H157ZM160 160V161H159ZM189 160V161H188ZM215 160V161H214ZM237 160V161H236ZM245 160V161H244ZM253 160H254V162H253ZM143 161V162H142ZM192 161H194V162H192ZM117 162H120L119 164H121V161L120 160H118L117 161V159H116V162H114V163H112V165H110L111 167H115V171H119V169L118 170H116V168H121V165H119ZM129 162V163H128ZM134 162H136V164L134 163ZM140 162V163H139ZM146 164H145V163ZM180 162V163H179ZM190 162V163H189ZM254 164H253V163ZM138 163L139 164H142L141 166H142V169L145 167V169H141V166L140 165H138ZM189 165H188V164ZM194 164V166H195V164L196 165H198V166H195V167H200V168H197V169H195L194 168V166H193V164ZM117 164V165H116ZM125 164V165H126ZM149 164V165H148ZM249 164H251L250 166H248ZM114 165H116V166H114ZM186 165H188L189 166V170H190V172H191V175L193 174V176H190L189 175V173L188 172H185V171H188V166L186 167ZM191 165V166H190ZM242 165L244 166V167H242ZM248 167H247V166ZM119 166V167H118ZM245 166L247 167V169H245ZM256 167V169L254 168V167ZM139 167V168H138ZM148 167V168H147ZM175 167H177L176 169H178V172H177V170L175 169ZM183 167H185V169L183 168ZM179 168H180V171H179ZM181 168H183L182 170H185V171H183V172H185V174H184V176L183 175H181L182 173H181ZM193 168V169H192ZM243 168V169H242ZM252 168H253V170H252ZM169 169H173V170H170L169 171ZM176 171H175V170ZM194 170L195 169V171H192V170ZM238 169H240V170H248V169H251V170H249L250 171V173H249V171H246V173H244L243 171H240V170H238ZM261 169V170H260ZM132 170V171H131ZM135 170H142L141 171V174L139 175V171H138V174L136 173L137 171H135ZM200 170H202V171H200ZM166 171H168V173H167V175L165 174L166 173ZM198 171H200L199 172V174L201 173V175L200 176H197V172ZM258 171V172H257ZM261 171H262V173H261ZM195 172V173H194ZM244 173V176H245V174H246V176H249L248 178H244V176L242 175V177H240L241 176V174L242 173ZM172 173V174H171ZM188 175H187V174ZM241 173V174H240ZM249 173V175H247ZM255 173V174H254ZM195 174V175H194ZM158 175H160V176H158ZM170 175V176H169ZM187 175V176H186ZM180 176H183V177H180ZM189 176V177H188ZM197 176V177H196ZM208 176H210V175H208ZM207 176V179L209 178ZM251 176V177H250ZM257 176V177H256ZM142 177H144L143 179H142ZM205 178H203V180L204 179H206V176H204ZM255 177V178H254ZM160 178V179H159ZM171 178H173V179H171ZM194 178V179H195ZM250 178H251V181L253 180L254 181V179H255V181L253 182V183H256V185L254 186V184L253 183H251L252 184V186H250L249 185V183L251 182L250 181ZM139 179L140 180H142V182L141 183H143L144 185L143 186H138L137 188H136V186H137V183L140 185L141 183L139 182ZM198 179V178H197ZM244 179H245V181H246V183H244L245 181H244ZM247 179H249V180H247ZM259 179H260V181H259ZM128 181V182H129ZM155 181V182H154ZM247 181H250V182H248L247 183ZM258 183H257V182ZM159 182H160V184H159ZM260 182V183H259ZM164 183V184H163ZM243 183V184H242ZM167 184H168V187H170L168 190H166V187H167ZM230 184V185H229ZM239 184H241V185H239ZM244 184H246L245 186H244ZM247 184H248V186H247ZM162 185H163V187H162ZM171 185V186H170ZM175 185V188L173 187ZM210 185V186H209ZM261 185H263V186H261ZM166 186V187H165ZM200 186V187H199ZM206 186V187H205ZM208 186H209V188L210 189H213V190H210L209 188H208ZM236 187V188H234V189H236V190H234L233 189V187ZM244 186V187H243ZM250 186V187H249ZM254 186V188H252ZM140 187V188H139ZM175 189H173V188ZM205 187V188H204ZM239 187H241V188H239ZM261 187V188H260ZM134 188V189H133ZM147 188V187H146ZM197 188H199V189H197ZM200 188H202V190H200ZM204 188V189H203ZM248 188H250V189H248ZM251 188H252V190H251ZM255 188H259V189H255ZM140 190V189H142V190H140L138 193H136L137 192V190ZM178 189V190H177ZM195 189L197 190V191H199L200 190V194H195V195H197V196H195V195H193V197H192V194H194L195 193ZM245 189V190H244ZM248 189V190H247ZM258 190V191H261V192H259V194H258V191H255V190ZM134 190V191H133ZM156 190H157V187H156ZM155 189H154V192L156 191ZM172 190V191H171ZM249 190H251L250 192H249ZM253 190H254V197L252 196V197H250L251 195H253ZM263 190V191H262ZM169 191H171V193L169 192ZM181 191V192H180ZM203 191V192H202ZM205 191H207V192H205ZM229 191V193H227ZM157 192H158V190H157ZM169 193V194H171L172 196V198L173 199H167V201L164 203V201L166 200V198L167 197H170V196H168V194H166V193ZM175 192H177L176 193V196L177 197H179V200L178 201H176L177 200V197H176V199H175V197H173V196H175ZM193 192V193H192ZM213 192V193H212ZM234 192V193H233ZM247 192H249V193H247ZM255 192H257V194H255ZM174 193V194H173ZM198 193V192H197ZM210 193V194H209ZM211 193H212V195H211ZM237 193H238V195H237ZM244 193H245V195H244ZM260 193H261V195H260ZM147 194V196H148V198L150 199H148V198H145V196L144 195H146ZM155 194V193H154ZM157 194V193H156ZM217 194V195H216ZM248 194H250V195H248ZM153 195V194H152ZM167 195V196H166ZM202 196V197H200V199H196L195 197H197L198 198V196ZM215 195H216V199H215ZM219 195V196H218ZM228 195V196H227ZM231 195H233L232 196V198H231ZM234 195H236V196H234ZM242 195L243 196H245V198L244 197H242ZM249 197H248V196ZM134 196H136L137 197V195H134ZM146 196V197H147ZM151 196V195H150ZM204 196V197H203ZM211 196H214V199H212L211 198ZM218 196V197H217ZM153 197V196H152ZM166 197V198H165ZM170 197V198H171ZM256 197V198H255ZM257 197H258V200H256L257 199ZM261 197V198H260ZM163 198H164V201H163ZM236 198V199H235ZM259 198L262 200V202L263 203H261V200H259ZM146 199H147V201H146ZM156 199V200H155ZM175 199V200H174ZM213 201H212V200ZM172 200H174V201H176L177 203H175L174 201H172ZM205 200H206V203H205ZM209 200V201H208ZM218 200H222V202H220V201H218ZM223 200H224V203H223ZM230 200V201H229ZM239 201V202H236V201ZM169 201V203H168V205L166 204L167 202ZM172 201V202H171ZM203 201H204V203H203ZM212 201V202H211ZM217 201V202H216ZM161 202V203H160ZM178 202H181L180 204H178ZM192 202V203H191ZM211 202V203H210ZM215 202V203H214ZM220 204H219V203ZM225 202H226V204H225ZM257 202H259V204L261 205V207L262 208H260V206H258V203ZM201 203V204H200ZM209 203H210V205H209ZM214 203V204H213ZM221 203H222V206H221ZM227 203H230L231 204V206L233 205V208L230 206V204H227ZM161 204H163L162 206H161ZM164 204L166 205V206H164ZM171 204H173L172 206H171ZM184 204V205H183ZM187 204V205H186ZM217 206H216V205ZM237 204V205H236ZM252 204V205H251ZM180 207H179V206ZM203 205L205 206V207H203ZM214 205L217 207H215L216 208V212H218L219 210H220V208L221 207H223L224 205V207L226 208V209H224V207H223V211L225 212V214H220V216H217V214H214V215H216L217 217H218V219L216 218V220H215V217L213 216V214H210L211 213V209H212V212H214L215 211V208H213L214 207ZM241 205V204H240ZM255 205V206H254ZM174 206V208H172ZM175 206H177V208H175ZM187 206H189V208L187 207ZM192 206V207H191ZM197 206V207H196ZM200 206H202L203 208H201V209H199V207ZM229 206V207H228ZM234 206H236V207H234ZM160 207H161V209H160ZM184 207L188 210H184ZM190 207H191V209H190ZM212 207V208H211ZM220 207V208H219ZM179 208V210H177ZM199 210H198V209ZM207 208V210H205V209ZM209 208H211V209H209ZM232 208V209H231ZM250 208V207H249ZM150 210V211H146V210ZM158 209H159V211H158ZM166 209H168V211H170V212H165V211H167ZM175 209V210H174ZM203 209V210H202ZM219 209V210H218ZM228 209V212L229 211H232L231 213H228V214H226V210ZM258 209V210H257ZM160 210L163 212V210H165L164 211V213H166V216L167 217H170V218H168V219H170L169 221H171V218H172V216H173V218L172 219H174V221H171L170 223H169V221H168V219H167V217H163V214H162V212H160ZM191 210V211H190ZM196 210V211H195ZM198 210V211H197ZM218 210V211H217ZM221 210H222V208H221ZM146 211V212H145ZM172 211V212H171ZM177 211V212H176ZM147 212H148V214H147ZM176 212V213H175ZM181 212V213H180ZM190 212H193V214L192 213H190ZM195 212V213H194ZM197 212V213H196ZM143 213V214H142ZM159 213H161V216L165 219V221H163V218L161 217H159L160 218V220L158 219V216L156 215V214H159ZM175 213V214H174ZM188 213L190 214V215H188ZM251 213V214H250ZM146 214V215H145ZM196 214V215H195ZM209 214V215H208ZM250 214V215H249ZM254 214H256V215H254ZM115 216H117L118 214H114ZM175 215V216H174ZM185 215V216H184ZM211 215H212V217H214V219L212 220V218H211ZM225 216V215H229L230 217H223V219H222V221H221V216ZM254 215V217H252ZM263 215H264V213H263ZM156 216H157V218H156ZM189 218H188V217ZM194 216V218H192ZM256 216H257V218H256ZM178 217V218H177ZM221 217V218H220ZM115 218V217H114ZM191 218V219H190ZM260 218V221L258 220ZM199 219V220H198ZM256 220V222L254 221V224H252V221L253 220ZM188 220H190V221H188ZM193 222H192V221ZM217 220H219V221H217ZM166 221H168V223L169 224H171V225H169ZM183 221L185 222V223H183ZM219 223V224H216L217 222ZM224 221H225V219H224ZM257 221L258 222H260V223H262V226H259L260 225V223L258 224L257 223ZM115 222V224H117L116 226L120 229V227L122 226V224L123 223H121V222H118V221H114ZM211 222V223H210ZM118 223H120V224H118ZM152 223V224H151ZM167 223V224H166ZM197 223V224H196ZM214 223V224H213ZM247 223V224H246ZM251 225H250V224ZM257 223V224H256ZM223 224V223H222ZM231 224V223H230ZM229 223H228V225H230ZM132 226H130L129 227V233H131V231L132 232H134L135 231V228H139V227H143V225L142 226H140V225H137V224H131ZM138 227H137V226ZM154 225V226H155ZM196 225V226H195ZM220 226L219 228H217V226ZM232 225V224H231ZM230 225V226H231ZM176 228H175V227ZM215 226V228H213ZM247 226V228H245V227ZM250 226V227H249ZM134 227V228H133ZM253 227V228H252ZM213 228V229H212ZM217 228V229H216ZM257 228H259V229H257ZM262 228V229H261ZM131 229V230H130ZM140 229V228H139ZM163 229V230H162ZM167 229H169V231H166ZM171 229H173V231L171 230ZM175 229V230H174ZM212 229V230H211ZM216 229V230H215ZM256 229V230H255ZM158 230V229H157ZM184 231V233H183V231ZM209 230V231H208ZM215 230V231H214ZM227 230V229H226ZM165 231H166V233L167 234H165ZM213 232V233H217L218 232V234H217V236L219 235V237H220V239H219V237H217L216 235H214L213 234V236H210V235H212V233L210 234L209 232ZM255 231V232H254ZM259 231V232H258ZM261 231H263L262 233H261ZM253 232V233H252ZM256 232H258V233H256ZM175 233V234H174ZM179 233V234H178ZM181 233H183L182 235H181ZM209 233V234H208ZM215 233V234H216ZM220 233V234H219ZM252 233V234H251ZM261 233V234H260ZM142 235V234H141ZM260 235H262L261 237L263 238H261V237H259ZM161 236V235H160ZM179 236L180 237H183V239L182 238H179ZM239 236V235H238ZM242 236V235H241ZM241 236H239V238H242ZM258 236V237H257ZM187 237V238H186ZM214 237V238H213ZM217 237V238H216ZM186 238V239H185ZM205 238H208L207 239V242H205L206 240H205ZM260 238V239H259ZM180 239V240H179ZM210 239H211V241H212V243H211V241H210ZM217 239L218 240H220L219 241V244L216 242L215 243V241H217ZM177 240L179 241V243L177 242ZM184 240H186L185 242H184ZM181 241V242H180ZM210 241V242H209ZM187 242V243H186ZM222 242H223V240H222ZM2 242L0 241V246L1 245H3V244H1ZM192 243V244H191ZM203 243H205V244H203ZM208 244V247L206 246ZM210 244V245H209ZM215 246L214 248H213V245ZM193 246V247H192ZM217 246V247H218ZM183 247H181V248H183ZM190 247V248H189ZM203 249H202V248ZM174 249V248H173ZM188 249V250H187ZM189 249H190V251H189ZM206 249V251H203V250H205ZM211 249V250H210ZM203 252H202V251ZM176 251V250H175ZM188 251V253H185V252H187ZM194 251V252H193ZM197 252V253H196ZM202 252V253H201ZM204 252H206L207 253V255L206 254H204L203 256H202V254L204 253ZM190 253H194V255L193 254H190ZM200 253V254H199ZM184 254H186V255H184ZM196 254V255H195ZM197 254H198V256H197ZM184 255V256H183ZM193 255V256H192ZM207 257H206V256ZM212 256V257H211ZM199 257V258H198ZM193 259V260H194ZM178 260V259H177ZM196 260V259H195ZM202 260H200V261H202ZM177 262H180V260L179 261H177ZM204 262V263H205Z\"/></svg>","mask_w":264,"mask_h":264}]
</instances>
